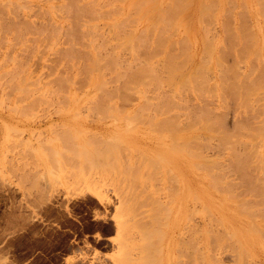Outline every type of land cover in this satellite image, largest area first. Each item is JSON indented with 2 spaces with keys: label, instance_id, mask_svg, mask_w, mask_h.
I'll return each mask as SVG.
<instances>
[{
  "label": "rangeland",
  "instance_id": "rangeland-1",
  "mask_svg": "<svg viewBox=\"0 0 264 264\" xmlns=\"http://www.w3.org/2000/svg\"><path fill=\"white\" fill-rule=\"evenodd\" d=\"M76 1L78 2V0H66V1L65 0H0V4H1V6H0V264H76V263L80 264L81 263L80 258L86 260L89 256V254L86 251H83L81 249L87 248V247L90 248L92 245L97 246L100 250H104L105 253L103 254L104 258H99V256L97 254H100L101 252L99 249L98 250L95 249L94 254L92 255V257L89 260V264H96V263H98V264H193V263L194 264H203L204 262H205V264H211V263L212 264H264V230H263L264 229V202H263L264 201V198H263L264 197L263 196L264 195V176H263L264 173H262V171L264 172V170L261 169V168H264V164L262 165L263 167L260 168L261 170L260 169L256 170V168L251 167V166H258V163H255V161H254V159L256 160L255 156L257 155L258 152H260L261 156H263L262 153H264L263 152L264 151L263 150V148H264V145H263L264 144V141H263L264 136L260 137L263 134L258 129L262 135L260 133H258V135H256V139L259 140L260 143L263 142L261 145V147H263L261 149V151H260L261 147L259 146L260 145L259 141H257L254 138L255 135L254 136H248V135H252L253 133L256 134L255 132H258V131H255V130H257L258 127H261V129H262V126H264V124L262 122L264 114L261 115V113L264 112V100L260 101L264 97V92H262V91H264V88L262 89L260 86H258L260 88L255 87L258 80H254L257 77V73L259 74L262 71L263 73H261V74L262 75L264 74V71H263L264 68L261 67V66H264V64H262V65L260 64V63H262V62H259L260 59L259 60L257 59L258 60V63H257L254 60L255 58L252 57L253 53H254L252 49L256 50L258 47V48H260L259 50L261 53L257 54V52H256L255 54L259 55L258 58L261 57L263 59V63H264V21L261 20V19L264 20V18H263L264 14L261 15V11H260V13H259V11H255V7L258 6V4H257L258 0H248L249 1V7L247 6L248 8H246L249 11V12L247 11L248 14L246 12V9L244 10L246 12L245 15H250V17H251V18L248 17V20H249V18L252 19V21L250 20L251 21L250 23L247 20H245L246 23L248 22V25L252 23V27H250V30L246 31L247 34L244 31L245 27L242 26L243 25V22H242L243 17L241 15H243L244 11L242 10L239 12L240 9L244 8L243 7L244 5H242L244 2H241L242 0L241 1L237 0V5L235 4L236 0H234V3H233V1L230 2V3H232L231 4L232 6L229 3L230 0H228V1L223 0L225 3L222 0H218V1H220L219 6L217 5L218 8H217V6H214V3L216 2V0H215V2L212 4L213 5L212 9L210 7L212 5H210L211 3L209 2L211 0H193L192 4L189 2V4H191V5H189V8L186 5L187 6L186 9L188 8L187 11L183 8L184 5L186 4V2L184 4V1H187V0H184V1L181 0V1H183L182 3L179 0L180 2L179 1L178 2L181 3L182 5L179 3L177 5V0H176V2H174L175 0H157V1H155L156 2L155 4L153 3L154 1L151 0L152 2L149 1L150 3L147 1L149 4H147V5L145 4L146 5L145 7L149 6L147 8H149V10H151V9H153V6H151V5L154 4L155 10L153 9V10L149 11L147 9L149 11V12L147 11L148 14L145 11V7L143 10H137V9H139V7L141 5H143L144 1H143V3L137 2L138 4H140L139 7H137L138 4L135 2L136 0H123V1H120V0H108V1L107 0H99L98 1V0H96L98 2L96 4L94 3L95 1L92 3L90 2V5L91 4L95 5L99 9L98 11L103 12L104 10L107 9L106 12L105 11L103 12V14L102 13L99 14L98 11L96 14V12L93 11L95 6L93 7V10L90 9V7H89L90 5L84 7L86 2L87 1L89 2V0H79L81 8H80V6H78L79 3L76 4L77 3ZM109 1H110V3H109ZM137 1H139V0H137ZM140 1L142 2V0H140ZM161 1H162V4H161ZM169 1H171L170 2L171 5L170 4H168V5H170V7L173 6L172 7L173 10H175V9L177 10V8H178V10H180L179 7L182 6L181 9L182 10L184 9L185 11L183 12L181 10L183 12V13H181V15H179V13H176L173 10L171 11L170 10L171 8L169 6H166V3H168ZM188 1H187V4H188ZM83 2H85V4ZM133 2L136 4L137 8L133 7V4H134ZM202 2L203 3L205 2L206 4L209 2L207 4L208 8H207V6L205 7V5L203 6ZM226 2L229 3V6H230L229 9L232 10V7H235V9H233V11H232V13L234 15L232 13L229 14L230 11L228 9V5L227 6L225 5ZM61 3H63V5ZM82 3L84 4L83 6L81 5ZM260 3L261 2H259V6L262 5V3H261V5H260ZM97 4H99V5H97ZM108 4H109V6H108ZM160 4L162 6H161V8L158 9V11L160 12L159 15L166 11V9L164 11H161L160 9H164L166 7H169V9L168 8L167 9L170 10L171 12H173V15H175L174 13L179 15V17L177 15H175L177 17V21H176V20H173L174 16L171 19L170 17L172 15L170 16L169 15L170 13L168 14L169 11H166L165 14H168V15H166L165 18L167 17V18H170L174 22L176 21L175 23L171 21L170 24L173 23L174 24L173 27H175V24H176L177 29H176V27H175V29L179 31L176 34V32L173 31V29L170 27L171 31H172V32L170 31L171 35L172 34H175V35H172V37L170 36L169 38L172 39L174 37L175 40H177V38L182 39V41H184L183 42L184 44L183 43L180 44L182 41H180V42L178 41L176 43V45L179 43L177 45V47L175 45L173 48V44H175V42H174L175 40L173 41L174 38L172 39V41L169 38H166V37H168L169 33H167L168 35L166 37H164V35H165L164 34L163 35L164 38H162V34H160L161 35L160 41H158L159 40V37H158L159 33L156 35L157 31L156 32L153 31L150 34L151 36L149 35L151 30L149 31L148 34L145 33L146 30L149 29L148 26L150 24L153 25L152 24L153 20L156 21L153 23H157V20H160L162 18V17H160L161 15L159 16L156 14V16L157 17L159 16L160 19H157L155 16V13H157L158 5L160 7ZM174 4L177 5V8H175ZM233 4H235L236 6H233ZM240 4L242 5V8H240L241 7ZM92 5H91V8H92ZM105 5H106V7H105ZM113 5L121 6L122 8L117 7V6L116 7L118 9L120 8L122 12H120V10H116L117 12L119 11V13H120L119 15L111 13V16L107 14L108 17L106 18L104 15H106V13H110V11L113 10L112 7H111L112 9L110 8V6H113ZM99 6H101L103 8H99ZM150 6H151V9H150ZM202 6H203V8L204 7L207 8V14H206L207 16H205L204 14H202L200 12V9L202 8ZM68 7L72 8V11L70 10L71 13L69 11H68L69 13L66 11V10H68ZM82 7L88 9V12L91 10L93 12V14L95 12V16L98 15V17H100V18H98L96 16L97 18L93 20L94 16L89 17L92 12H89V14H88L87 11L84 12V10H83L84 8L82 9ZM132 7L134 9H136L138 12L140 11L139 12L140 14H138L136 11H134V9ZM142 7H140V8H142ZM214 7H215V9H217L216 12L214 10ZM224 7L227 8L228 10H226ZM253 7H254V9H253ZM71 8H69V9H71ZM130 8L133 9V10L131 9L132 12H130V14L133 13L131 15L137 17V15L134 14V12H136L139 17H138V19L133 18L135 21L137 20L136 23H134L135 21H132L134 24H132V22L128 23L129 21L128 22L125 21L128 23V25H127V23L122 21L125 19L121 20V18L122 17L124 18L125 17L124 15L128 16V14H129L128 11ZM75 9H77V11L80 10V12H82V14H84V17L82 18L83 19L82 20L81 16H80L81 13L78 12V15L80 14L78 17L81 19V22H80V20L76 21L77 19H79L78 17H76L77 13H76V15L72 14L73 11H74L73 13H75V11H76ZM263 9H264V7H263ZM178 10H177V12H180ZM224 10L229 11V12H227L225 14V13H223V12H226ZM261 10H262V7H261ZM65 11L67 12L68 15L70 14V16H71L70 19L67 18L68 15L64 14V13H66ZM107 11H109V12H107ZM113 11L116 12L115 9ZM113 11H111V12H113ZM201 11H203V10H201ZM204 11H205V9H204ZM49 12L51 13V15L48 14ZM143 12H146L145 14H147V15H145L142 18V16L144 15ZM214 12H215V14H217L216 19L218 21H216V19H213L214 18L213 15H215V14H212V13H214ZM219 12H220V14L223 13L225 15H227V14L233 15L234 16L233 23H235V24L237 23V24L235 26H234V24L232 25L228 20L224 19L225 15H223V18H222V14L220 15ZM199 13L202 14V17H200ZM237 13H239L240 15ZM130 14H129V16H131ZM150 14H152V17L149 16ZM42 15H44V16H42ZM73 15H75V17L77 19L75 17H74L75 19H71V18H73L72 17ZM203 15H204V17H203ZM229 15H227V16L231 17ZM254 15L257 17H254ZM101 16H103V17H101ZM109 16H110V18H109ZM129 16H128V18H129ZM162 16H164V13ZM168 16H170V17H168ZM208 16H210V18H208L209 19L208 23L210 21H213V20H215L214 21L215 23L217 22L216 24L213 22L215 24V26L213 24L214 27L212 26V22H211V24L207 23L208 19H206V17H208ZM240 17H242V19ZM125 18H126V20H128L127 17H125ZM140 18H142V19H140ZM181 18H182V21H181ZM202 18L206 19V20H204V19L203 20L207 23L208 26H210V29L215 28L214 29L215 31L211 30V32L214 33L213 35L211 34L210 31H207V32H210L212 37L217 35L216 37H214V39H213L214 41L212 42L211 36L209 34H207V32L204 33V34H207L208 37H210V39L209 38H207V39L211 40L210 42H212V44L214 45L213 46L211 44L212 45L211 48L214 51L213 56L211 55V57H210V58H212L211 62H210V64H212V65H210L209 63L207 64V62L210 61V58L207 57V55L209 53L210 54L212 53L211 52L212 50L210 52H208V54L206 52V50L208 49V45L206 43L208 42V44H209V40L207 41L206 39L201 38V37H203L201 35H203V32H204V31L202 32L203 29H201V23H202V25L205 26V23H203V21H201ZM239 18L241 19V21L239 20ZM246 18H247V16L245 17V19ZM33 19H35V20H33ZM64 19H66L65 22H64ZM133 19H131V20H133ZM139 19L141 20L140 22H139ZM170 19H168V20H170ZM174 19H175V17H174ZM198 19H199V21H198ZM219 19L220 20L224 19L223 21L225 23H226V21H228L229 24L231 25V27L233 26V28H235V31L238 34L234 30L232 33L231 30L233 28L230 29L231 27L230 28L228 27V31L230 29L231 34H229L228 32H227L228 34L225 33L227 31V27H225V26H227L229 24L223 26L224 22H222V20L220 22ZM229 20L231 21L232 18ZM238 20H239V24H238ZM116 21L118 22V24L120 21H121V23L124 22L123 24L127 25L128 27H129V24H132L130 28H133L132 26L135 25L134 26L135 29H133L134 33H132L133 35L131 34L132 36H129L130 34H128L127 31L128 30L130 31L131 29H128L127 26H126V28L128 30H126V29L123 30L124 29L123 28L122 32L120 29H119L120 31L117 30L116 27L114 30H113V28L109 27L110 23L113 24V22H116ZM162 21H163V19H162ZM162 21H160V22L158 21L159 23L156 24L157 26H153V27H155L157 29L158 26H160L159 24L162 23ZM76 22H77V24H80L83 22L84 25L82 24L83 25L82 28H81V24H80L81 29H83V28L86 29L85 25H87V24H92V25L93 24H99V25L95 26V28L97 27L96 29L94 27L91 28L92 25H90V26L87 25L88 27H87L86 31L89 29V27L91 29L94 28L96 31H94V29H93L92 32L94 31L93 32L94 37L96 36L95 39H97V40L99 39L98 41L100 43L97 40H96L97 42L93 40L94 43L90 41V40H92L90 38L92 37L94 39V37L92 36L93 34H91L90 36L88 35L91 32V30H89L90 32L87 31L88 38L86 40L87 42L88 41L91 42V44H90L91 46L89 47V45H88L89 42L87 43L86 41H84L86 39L87 35L85 34L86 35L85 36L83 33H82L83 35L81 34L82 31L79 27L76 26L77 25ZM187 22H188V24H186ZM240 22H242V25L240 24ZM178 23L180 26L178 25ZM189 23H190V26L188 27ZM256 23H257V25H256ZM33 24H35V25H33ZM57 24L59 26H57ZM67 24H69L71 26V29H73V30H74V27L79 28V29L75 28V30H74L75 33L79 31L78 32L79 34L76 37H75L76 34L73 36L70 35V34H74L73 33L74 31L72 30L71 32H69L70 30L68 29V27H70V26ZM123 24H121V26ZM162 24H164L163 26H167V25L170 26L167 23L165 25L164 21ZM184 24H185L186 28L188 27L190 29L189 31L187 30L190 34L185 31L186 28H184L182 30ZM60 25H62V29H61ZM138 25H140V26H138ZM144 25H146V26L144 27ZM237 25H240L241 28L244 27V29L241 30L242 32L244 31V33L242 34V36H243L242 39L249 36L248 33H252L254 31L256 33H258V35H257L254 32V35L258 36V38H259L257 42L254 40V42L256 43L255 45H253L254 43L252 42V40L250 38L249 39L251 41L248 39L250 42H252L251 45L249 44L250 51L246 50V48H248V47L245 46V44H248V40L246 41L247 38H245L246 42L243 39L244 45H241V47L242 46L245 47L244 50L242 49L243 52L244 53L246 52L245 53L246 55L249 52L251 53V54H248L247 57L245 56L246 58L244 57V55L242 53H241V55H243V56L240 55V52H242V51L236 50V48L239 49V45H240V43H238L239 42L238 37L240 38L239 40L242 41L241 40V34H240L242 32L238 31L239 29H237ZM121 26H118V27L121 28ZM211 26H212V28H211ZM253 26H254V28H253ZM259 26L261 28H259ZM55 27H57V28L55 29ZM140 27H142V28H140ZM146 27H147V29L142 30V32L145 31L144 33L147 35L144 36V33H143V35L141 33V35L144 36L145 38H146V36L149 35V37L152 38V39L150 38L152 41L154 40V38L158 37V39H157L158 42L163 41L162 43H164V44L166 43V46L159 43L160 45L163 46V48L165 47L164 50L166 49L165 51H163L164 54H165V52L167 53L169 43H171L169 45L171 48H173L174 50L176 49L175 51H177L179 48L178 54H180L181 53L180 51H182L184 49L183 53L191 51V52H193V55L189 54V53L188 54L194 57L195 53L198 52L193 59L191 58L192 61L189 58L187 59V60H189V63L187 60L184 59L187 57V55H188L187 53H186L187 55L184 54L185 56L183 54L180 55L181 57L184 56L182 59H184L187 63L185 61L180 60L181 57L179 56L180 62L182 61L184 63L181 62L182 63L181 64L182 70L179 69L177 71L178 72L180 71L179 73H182V71H184L183 73H185V74H183V73L181 75L179 74V77H178V74L176 75V73H178V72L176 70L172 69L173 67L180 68V67H176L178 65L174 66L176 64L175 61L176 60H177V62L179 61L178 58L176 60H174L176 58V55H178V54H176L175 58H174L173 55H171L173 53H170V55L173 57L171 61L173 62V60H174V63H175L172 66L173 63L171 61H169V58L171 56H168L169 57L168 58L167 57L168 54L167 55H164L163 53L161 54V51H159V50L160 49L163 50L161 48L162 46H158V43L156 41H155V43H157L156 44L157 46H155L153 42H152V44L148 43L149 40L146 41L144 39L145 40L144 41L142 38L143 43L145 42L144 44H146V43L147 44L146 45L142 44L143 46H139L138 44L137 45L139 47H143V48H144V46H147L148 44L149 45L147 47H145L144 49L143 48H141L140 50L137 49V53H136L137 57L135 56L133 58H132V56H133V54H135V53H132V49L134 48L133 45H131L133 47L132 49H130L131 47H129V49L131 50V52H129L130 50L126 51V50H128V48H127L128 46L124 45L127 49L122 48V50H124V51H121V49L117 45V43H114L116 40H117L116 42L121 41L119 39L120 37H118L119 40L118 39L115 40V38H117V36L119 35L120 32H121V34H120L121 36L123 34V31H124V34L127 33V35H125L126 37L123 36L124 37L123 39H126V38H128L127 36H129V38H131V40H132L133 37H136L137 33H138L137 36L140 35L139 29H143V28L145 29ZM65 28H67V29H65ZM159 28L163 29L162 27H159ZM170 28H169V30H170ZM224 28L226 29L225 32H224ZM84 29H83V31H85ZM160 29L159 30L157 29V30H158V32L161 33ZM208 29H206V30H208ZM247 29H249V28L247 27ZM253 29H254V31H253ZM51 30H54V31H51ZM55 30H58V31H55ZM166 30H168L167 27H166ZM251 30H252V32H251ZM99 31L101 33L103 32L102 33L103 35H105L107 33L106 34L107 36L106 35L103 36ZM114 31L115 32L119 31V33L117 32L118 35L115 33L117 36L115 34L112 35ZM184 31L186 33H188V35H189V37L187 35L188 39L190 37H191L190 40L192 39L191 40L192 44H193L192 48H191V46H190V48L189 47L187 48V50H189V51H185V49L187 47L186 46L187 44L185 45V43L187 41V39H186L187 37L186 38L184 37V36H186ZM95 32H97L98 35H96L97 33H95ZM163 32L166 33L164 30H163ZM167 32H169V31H167ZM173 32H175V33H173ZM234 32L236 33V35H238L237 37L233 36L237 39L238 45H237V43H234L235 38H234L233 42L229 41V42H231L230 43L231 45L229 44V42L227 40V39H229V36L227 38V35H230V36L232 34L235 35ZM52 33H54L55 35ZM110 33H112V34H110ZM153 33H154V35H153ZM182 33H183V35H182ZM66 34L68 36H66ZM50 35L51 36L53 35V36L51 37ZM114 36H115V38H114ZM256 36H254V37L256 38ZM69 37L72 39V41ZM106 37L109 40L108 42H106L107 41ZM179 37H182V38H179ZM224 37L227 39L225 40ZM140 38H141V36H140ZM165 38L169 39V40H167L168 45H167V42L165 41ZM183 38H184V40H183ZM223 38H224V40H223ZM146 39H148V38H146ZM80 40H82L83 43L80 42ZM101 40H103V41H101ZM104 40H105V42H104ZM128 40H126V41H128ZM202 40L206 41V43L204 42L206 47H207L206 50L204 49L205 45H203L204 48L201 47L203 44ZM230 40H231V38H230ZM49 41H51L50 44H49ZM123 41H125V40H123ZM123 41L120 42L121 45L124 43L125 44L128 43V42L123 43ZM138 41H140V43H142L141 40L138 39ZM223 41L226 43H224ZM65 42L70 44V45L65 44ZM132 42H134V43H132V44H134V46L137 43V42L135 43V41H133V40H132ZM232 43H234L236 45H232ZM94 44L95 45L99 44V46L96 45V49H95V47L93 48ZM241 44H243V43H241ZM87 45H88V47H87ZM181 45H182V47L184 45V47L183 48L180 47ZM189 45L190 44L188 42V46ZM221 45L222 46L224 45L223 49H222ZM225 45L227 46L226 49H228V50L224 49ZM256 45H258V46H256ZM101 46H103L105 48H103ZM111 46L112 47L114 46L113 48L115 49V51L113 50V48ZM154 46L157 47V50L155 49ZM231 46L234 47L232 49L234 54L229 49V48H231ZM251 46L253 48H251ZM98 47L100 50L97 49ZM148 47H150L151 49ZM195 47H196V50L194 51ZM213 47H215V49ZM219 47L222 49V56L223 57L219 56V53H221V52H218ZM70 48H72V50H70ZM83 48H84V50H83ZM146 48H148V49H146ZM171 48H170V50H171ZM103 49H105V50H103ZM173 49L171 50L172 52L174 51ZM203 49L205 51H203ZM210 49H208V50H210ZM221 49L219 51H221ZM88 50L91 51V53H89ZM135 50H136V48H135ZM148 50H149V52H148ZM151 50H153V51H151ZM240 50H241V48H240ZM259 50H257V51L259 52ZM56 51H57V53H56ZM69 51L71 53H69ZM109 51H110V53H109ZM112 51H114L115 54H114V52L112 53ZM142 51H144L145 53ZM175 51H174V53H176ZM225 51H226V53H225ZM247 51H248V53H247ZM95 52H99L100 54H98V55H100V57L102 58L101 59L99 57L100 59L98 58L99 60H96V61H98V63H99V61L101 62L99 64L94 61L96 58ZM223 52L226 55L223 54ZM138 53H140V54H138ZM143 53H144V55H146V57H142V56H144ZM146 53L149 55L152 54V56L154 55V57L152 58L151 55L149 56ZM215 53H216V56L218 55L219 57H222L221 58L222 60L224 58V61H226L225 63L224 62L221 63L222 60L218 59L219 63H221L223 65V67L219 63L216 64ZM58 54H60V55H58ZM69 54H71V55H69ZM90 54L93 55L94 57L90 56ZM155 54L160 55V56L162 55V56L161 57L155 56ZM255 54H254V56L256 57ZM88 55H89V57H88ZM115 55L116 56L119 55L121 57V59H124V63H127L125 59H127L128 62L129 61L131 62V60L134 62L137 58H138L139 62H137V60H136V63L134 62L135 65L132 62V66H130L131 65L130 64L128 67L127 66L128 63H127V65H124L123 61L120 58L114 57ZM140 55H142V56H140ZM237 55L238 56L240 55L242 58H245L246 61L244 59L243 60L246 64L244 62H242V59L240 62L241 57H238ZM70 56H72L73 59L70 58ZM103 56L105 57V59L103 58ZM164 56H166L168 60L166 59V61H165ZM226 56H227V58H225ZM139 57L140 58L142 57V58L140 59ZM150 57L152 59H150ZM202 57L205 59L206 64H205L204 59ZM251 57H252L251 60L255 61L256 63L255 62L253 63L252 61H250ZM89 58L94 59V60L90 61ZM113 58H115V60L120 59L119 61L118 60H116V61H117L118 65L120 66V68H121V63H122V65L124 66V69L122 68L123 71L125 70V67H126V69L132 67L131 69L136 70L135 67L138 68V66H139V69H137V71L138 70L140 71V68L142 70V66H140V65L136 66V65L141 64V63L143 65L145 64V67H147V70H148L150 67V66H148V64L152 63L151 65L154 68L152 66L151 67L153 68V70L155 72L150 71V73L147 74V75L151 74L150 76L152 78H150V76H149L150 80L148 79V76L146 77V72L151 70L152 69L151 67H150L151 69H149L148 71L145 70L146 72L144 74H141V77L139 74L137 75V72L135 74V71H133L131 69H130L131 72H130V70L128 71V69H127V71L125 70L126 73H130V74L134 73L135 74V75L133 74L134 77L137 75L136 77H139L138 80L140 78L144 80L142 75L143 76L145 75L146 79L143 81L145 83L144 85L142 84L143 83L142 81H141L142 83H140V81H139L140 84L138 83L139 86H137V84L135 83L136 81H138V80H136L137 78H135V82H134V84H136L137 88H140V90L143 89L142 90L143 93H141L142 91L139 92L138 91L139 89L131 90L133 87L132 88L130 87L131 89L127 88L129 86L128 82H130L129 79H131V80L133 79L132 75L129 76L130 74L128 75V77H132V78L126 79L127 75H126V73H123V75H122V77L124 76L123 79H119V80L117 79L118 81L115 80L116 83L114 84V78L116 77V75H114V74L119 73V72H123V71L119 70V72L118 71L116 72V70H118L120 68L115 66L117 64H115V65L113 64V62H114ZM134 58H136V59H134ZM145 58L150 59L149 60L150 63H148L149 61L145 60ZM107 59L108 60L110 59L111 61L110 60L108 61ZM112 59H113V61H112ZM198 59H202L203 61L198 60ZM235 59H236V61H235ZM103 60H106L107 62L103 61ZM141 60H143V61L145 60V62L143 63V61H141ZM92 61H94V63H97L98 65L95 64L94 65L95 67H94L93 66L94 63H91ZM152 61L154 62V64ZM110 62H111L112 67L115 66L114 72L111 71L112 73L109 71V70H113V69H110V68H112L109 66ZM166 62H171V63H169V65L172 66V67L170 66L171 70H169V69L168 70L171 72L172 71L176 72L174 74V75H176L175 77H174V75H172V77H174L173 79L171 78V75H170L171 73L170 72L168 73L166 71L167 65H165V64H168ZM180 62H178L179 65H180ZM190 62H192V63H190ZM199 62H202V63L204 62L203 63L204 65L211 66L213 68V71H211V69H210V71L206 70V72H205L203 69L204 66L202 64L199 65L200 64ZM232 62H233V66H232ZM197 63H198V65H197ZM234 63H236L237 66L238 65L240 66L239 70L242 67L241 70L243 71V73H241V70L239 73H241L244 76L246 74H247V76L249 74H251L249 72H253L254 66H255L254 68H256L254 70V72L257 70H259V71L255 73L256 76L254 75V73H252L251 76H248L249 78L247 76H245L246 80L244 79V77L241 74H240V77L237 76L236 77L237 79H236V78H233V76H235V75H231L232 70H230L231 67L234 68V66H235ZM248 63L249 64L251 63L250 66ZM183 64L185 66H183ZM195 64L197 65L196 67H195ZM254 64L260 65V66L256 67V65H254ZM90 65H92L93 70H92V67H90ZM104 65L109 66V68L106 66V68L109 70H107V69H105L106 71L103 70L105 68ZM154 65H156L157 67ZM97 66L100 67V68L98 67V69L102 68V70L100 72H99V70H97ZM159 66H160V68H159ZM199 66H202L203 68L199 67ZM251 66H253V67H251ZM83 67H84V71L82 70ZM161 67H162V69H161ZM194 67H195V69H197V67H198V70L202 69V71L200 70L201 72L204 71L205 73H207V75L209 76V79H210V82H208L209 85L207 84V82L202 81V79H204L206 81L209 80V79L207 80V78H205V76H207V75L205 74V76H203L204 78H202V75L200 76V74H202V73H199L198 70H193ZM206 67L207 66H205V68ZM249 67L252 68V71H251V68H249ZM259 67H261L263 70ZM78 68L81 70L79 71ZM144 69H146V68H144V66H143V70ZM160 69L162 72L160 71ZM226 69L229 70L228 71L229 73H227ZM89 70H90V72H89ZM156 70H157V72H156ZM192 70L194 73H195V71H196V73L197 72L199 73V76L202 79L201 78L197 79V81L199 80V84L204 82L203 84H200V85L198 84L199 86L195 85V83H197L195 78H197L198 75H195V77H193L194 76L193 72L190 73ZM239 70H237V72ZM247 70H249V71H247ZM132 71H133V73H132ZM71 72H72V74H71ZM163 72H165L164 75H163ZM235 72H236V70H235ZM78 73H79V75H78ZM152 73L153 74L156 73V75H154L155 77L152 76L153 75ZM166 73H167V76H166ZM239 73L237 75H239ZM228 74H229V76H228ZM161 75L164 76L163 79H162ZM168 75L170 77L169 79H168ZM184 75L185 76L187 75L186 77H188V80L191 77L195 79L194 84L192 83L193 82L192 80H194V79H190L189 81L187 80L188 83L192 81L191 83L193 84L192 86H194V87L187 89L191 85V84H189V86L184 87V89L180 88V87H183L182 85L185 82L184 81L185 79H183L185 77ZM259 75H258V77H259ZM64 76H65V78H64ZM71 76H73V77H71ZM93 76H94V78H93ZM99 76H101V77H99ZM98 77L101 78L100 81L103 82V83L100 82L102 84V86H101V84L100 85H98V83L96 84V82H98L97 79L99 80ZM180 77H182V78L179 79ZM231 77H232V79H231ZM252 77H254L253 80L255 82L257 81L256 84L254 81H252V79H251ZM261 77L262 76H260V78ZM119 78H121V75H119ZM240 78H242V81H243V79L245 81V82L243 81V83H242L243 87L241 84H239V83H241ZM247 78H248V80L251 79L250 81H252V84L250 83V81H247ZM260 78H258V79L261 82H262V80L264 81V79H262V78H264V75L261 79ZM36 79H38V80L36 81ZM68 79H70V81ZM104 79H106V81L108 80V82H110L111 84L110 83L106 84V81H104ZM154 79H155V81H154ZM170 79L174 80V83H176V86H173V85H175V84H173V82L171 84ZM235 79L238 80L237 82L240 81L238 84L241 85L242 88H244L245 84H247V87L244 88V89H247V91L250 90L248 82L251 84L250 85L251 87L253 86L254 88H257L258 90H261V91H259L260 93L258 92V94H261V93H263V94H261V95L257 94L256 95L257 91H255V90H257V89L251 88V89H253L252 91L255 94H253L254 95L253 97H251V98L249 97L248 100H250V102H248V100H247V103H249L250 106L251 105L254 106L255 109H256V106H260L259 109L257 108L259 110L258 112H260V113H258V114H260V116L256 113L257 109L253 114L254 110L252 111V106L250 107L251 109L248 107L245 108V110H247V109L250 110L252 112V115H251V112L249 113L248 110L246 111V113L248 112V115H246V116L244 115V114H246V113H244V110H243L244 106L241 107V109H240V107H239L240 103L238 104L239 101L236 102V99L241 100L243 98L242 94L245 97V94H247L246 93L247 91L242 92V93L239 92V89H240V91H243V89L237 88L238 85L235 84L236 83ZM65 80H66V82L67 81H69V82H67V84H65ZM124 80H126V81H124ZM161 80H165L164 82H166V81H168V82H166L164 84V82L162 81L163 82V84H162V82H160ZM175 81H177V82H175ZM182 81H184V82L182 83ZM232 81L234 82L233 86L234 87L236 86L235 87L236 89H234V90L236 91L238 89L237 91L240 93L241 96L240 95L239 96L241 98L237 97L238 96L237 94H239L238 92H235L234 90H233L234 92H232L231 90L229 91L230 86L233 87L231 84ZM246 81H247V83H246ZM54 82H56V83L53 84ZM60 82H61V85H60ZM125 82H127V84H128V85L126 84L127 87H125V85H123ZM151 82H153L154 84ZM155 82H157V84ZM228 82H230L229 87H228ZM261 82H259V83L261 84ZM104 83L106 84L105 85V88H106L105 91L106 92L104 91V93H103L102 91H97V88L99 90L100 89L102 90L101 87H103ZM213 83H215V85ZM259 83L257 85H259ZM117 84H120V85L117 86ZM159 84L162 86L161 89H159L160 88V86H158ZM166 84H171V85L170 86L168 85V87H167ZM186 84L187 83H184L185 86H187ZM262 84H264V83H262ZM146 85L148 88L146 87ZM155 85L158 86V89H156L157 87ZM179 85H181V86H179ZM201 85H202V88H201ZM132 86H134V85H132ZM177 86H179V88H180L179 90L181 92L178 91ZM213 86L214 87L216 86L215 89L213 88ZM39 87H41V88L39 89ZM108 88H109V90H108ZM125 88H127L130 91L126 92L127 90ZM117 89L120 92L121 91L123 92L125 90V94H124V92L123 93L121 92L120 93L121 96H119V93H118L119 91ZM144 89L148 90V92L145 91ZM213 89L216 91L212 92ZM114 90H117L118 92L117 91L115 92ZM154 90H155V92H154ZM176 90L178 91V94H176V92H177ZM186 90H188V91H186ZM51 91L55 92V93L53 92L54 95L51 94L52 93ZM134 91L136 92L135 94H134ZM157 91L159 93H157ZM227 91H229V92H227ZM172 92L173 93L175 92V93L173 94ZM42 93H43V95H42ZM99 93H101V94H99ZM117 93H118L119 97L116 96ZM154 93H156V94H154ZM167 93L169 95L173 94L174 96H169ZM205 93H207V94H205ZM231 93H235L236 95H234V94L230 95ZM98 94H99V97H98ZM105 94H106V96H105L106 98L103 97V95H105ZM158 94H163L164 96H159ZM122 95H126V97L122 96ZM165 95H168L170 98L166 97ZM250 95L252 96L251 93H250ZM38 96L39 97L42 96L45 99H41L42 97L39 98ZM64 96L67 98H65ZM184 96H185V98H184ZM63 97L66 100H68L69 103H68V101L66 102V100ZM143 97L144 98L145 97L146 98L151 97L150 98L151 100L150 99L146 100V98H145V100H146L145 101L143 99ZM165 97L168 98V101H167V99L165 100ZM234 97H235V99H234ZM108 98L112 99L113 103L111 100L109 101ZM238 98H240V99H238ZM257 98H259V102H258ZM63 99L65 100V102L67 104L64 102ZM130 99H131V102H130ZM169 99L174 101L173 105H172V103H170L171 100H169ZM245 99L243 98V100H245ZM51 100H53V101H51ZM106 100H108V102ZM211 100H214V102ZM243 100H241V101H243ZM255 100L257 101L256 103L258 105L254 102ZM163 101H165L166 103L165 102L162 103ZM175 101H176V104H175ZM177 101H180L182 104L184 102V105L187 107L189 105H192V106L188 107L189 112H187V110H186V109H188L187 107H184L182 104H180V102H179V104L181 106H179L177 104ZM188 101H189V103H188ZM251 101H253L254 103ZM145 102H148V103H145ZM245 102L246 101H244V103ZM106 103L108 105H106ZM109 103H111V104L109 105ZM142 103L143 104L145 103V104L143 105ZM149 103H150V108L146 107V106H149ZM153 103L154 104L158 103V104L157 105L155 104L156 106L155 105L151 106V104H153ZM196 103H198L197 106H196ZM207 103H208V105H207ZM250 103H252V104H250ZM164 104H166V105L168 104L171 108L169 106H166V105L164 107ZM199 104H201V105L199 106ZM174 105L176 108L174 107ZM157 106L161 107V108H158ZM193 106H194V108H193ZM201 106H202V108H201ZM246 106H247V104H246ZM162 107H164V108H162ZM167 107H169L170 109H167ZM178 107H179V109H182L183 111L177 110ZM183 107L185 108L186 111L183 109ZM207 107L208 108L210 107L209 109H212V108H214V109H212L213 111H211ZM261 107L263 108L262 110L260 109ZM152 108H155V109H152ZM156 109H157V111H156ZM162 109H163V111H162ZM174 109H176L175 110L176 112H174V114H173ZM197 109H200L201 111L197 110ZM203 109H205V110H203ZM206 109H208L210 111V112H207V114L205 113L206 115H208V113H211V112L213 113V114L212 113L211 114L214 115V116H212L209 114L210 116H212V118H210L211 120H216V118L213 119V117H216V115L218 116L217 119L219 117L221 118L220 120H221V123L224 125V127H223V125H221L220 123L215 121L218 123V124L216 123L217 125L215 124V127H217V129L221 125V128H219V129H221L219 131L220 135H219V133L218 134L216 133L218 131L217 129H216L217 131L216 130L214 131V129H213L214 126L211 129V130H213V132L206 130L209 128L208 126H207V128L205 127V129H203L204 128L203 126H205L206 124L207 125L209 124V122L208 123L205 122V118L206 119L209 118L208 117L209 115L207 117L206 116L203 117L204 112L208 111ZM151 110H154V112H155L154 116H152L153 111L151 112ZM168 110H169V112H170V110H172V111L170 113H168ZM193 110H195V112ZM202 110H203V114L200 118L203 117V120L199 119V116H198L199 113L200 114L202 113ZM165 111H166V115H165V113H163ZM184 111H185V113H184ZM240 111L241 112L243 111V113H242L243 115L240 113ZM146 112L148 113V115H146L147 114ZM157 112L158 113L160 112V114H158ZM161 112H162V114H161ZM214 112L216 113V115ZM182 113H184L186 116H182V115H184ZM190 113H192V114H190ZM255 113L257 114L256 115L257 117L255 116ZM235 114H238V115H235ZM190 115H192V117L195 120L191 119L192 117ZM141 116L143 119H141ZM172 116H174V117H172ZM239 116L242 117V120L245 117H246L245 120H247V117H249V119H248L249 121L248 120L245 121V122H247V125H245V122H244V125L247 128L246 130L251 128L250 129L251 134L247 133V132H249V130H248L246 132L248 135L246 134V137L244 136L245 138L243 137V135H245L246 130L238 129V127L240 125H243L242 124L243 122L239 124V122L242 121V120H240L241 117H239ZM125 117H127L129 120ZM177 117L179 118V121L177 120ZM185 117H187V119ZM167 118L169 120L171 119V121H174L175 123L177 121H178V123H180V120L182 123L183 122L184 123L174 125L175 123L172 122L169 124V122H171V121H169ZM172 118H173V120H172ZM174 118L176 121L174 120ZM222 118H224V119H222ZM256 118H258V120ZM184 119H186V120H184ZM198 119H199V121L197 123L196 120H198ZM251 119H252V121H251ZM166 120H168L169 122ZM190 121L192 123H190ZM193 121L195 123H197V126H199V128H201L200 124L203 123L204 124L202 126L203 130L202 129L201 130L198 129L197 131L194 130V129H197L198 127H196V125L194 126L195 123ZM208 121H209V119H208ZM259 121L261 122L260 124H263L262 126L261 125L258 126ZM141 122H142V124H141ZM215 122H213V123H215ZM248 122H250V123H248ZM186 123H188V124H186ZM251 123H253L252 125H254V127H256V126H258V127H256V129L254 128L255 130H252L253 126L252 125L249 126V124H251ZM136 124L138 127L136 126ZM189 124L193 125L194 127L191 125H190L191 126L190 127ZM173 125L175 127H173ZM178 125H179V127H178ZM184 125H185V127H184ZM180 126H181V130L183 127L185 132L184 131L181 132V130H180L181 133L179 132V130L176 127L180 128ZM166 127L168 128V130H166L167 129ZM188 127H190L189 128L190 130L188 129ZM174 128H176V129L174 130ZM236 128L239 131H242L241 132V133H243L242 136L240 135L241 134L240 132H237L238 130L236 131ZM240 128H244V127L241 126ZM186 129H188L189 131H186ZM163 130H165V132ZM176 130L179 133L178 132L176 133L175 132ZM223 130H225V132L230 131L229 133H231L232 131L235 130L233 133H231V136L233 135V137H231L229 135V133H227V132L226 133L229 135L231 140L233 138L232 142L236 141L237 145L234 143H232V144H233V146L235 145L233 148H236L240 151V152H238L235 150V152H237L238 154L241 152L246 154L248 151H249L248 153H250V150H248V151L246 150V149H248L247 145H251L248 142L249 141L252 142V145H253V142H255V141L257 142L255 144L257 146H259L260 148L259 147H258V149L256 148L257 150H255L256 151L255 156L253 155V153L251 151L252 154H249V155L247 154L246 156H248V157H246V156L244 157V158H247L246 160H244V158H243V160L246 162L242 161L246 165V164H248L247 160L250 157L252 158L254 156L253 157L254 159L253 158L252 159L256 165H254V163H253V165L249 164L251 166H248V165H246V166L254 168L255 171H254V169H251V168H249V169L252 171H250V170L249 171L248 170L243 171L244 168L242 170V168L240 169V167L238 166V165H240V166L242 165L241 167H243L244 164L243 163L240 164V161H241V155L243 157L244 154H239L240 155L239 156L236 153L235 157L238 155L240 158L236 157V159L235 158L232 159L234 155L231 156V152L233 151V154H234L235 153L234 149L229 151V149H225V147H226V145H224L225 143L224 142L221 143V138H222L221 131H223ZM263 130H264V128H263ZM263 130H261V131H263ZM160 131H163L164 133L163 132L160 133ZM198 132H201L200 136H197ZM211 132L213 133V135L216 138L214 136H212L213 140L210 139V141H209L208 138H210V136L212 135ZM192 133L194 135H192ZM208 133L211 134V135L209 134V137L207 136ZM235 133L236 134L238 133V134L236 135ZM164 134H166V135H164ZM177 134L178 135L180 134V135L177 136ZM204 134L206 135V137L204 136ZM170 135L172 136V139L174 138L177 141L174 142L173 141L174 139L172 140ZM195 135H196V137H195ZM201 135H202V137H201ZM167 136H170V138ZM184 136H185V138L188 136L187 140H191V138L195 137V138H193V139H196V140H194L195 143L197 142V144L200 145V147H202V146L203 147L200 149V147H198V145L195 144L194 141H193L194 144L189 145L190 142L192 143L193 139L187 143V141L184 139ZM220 136H221V138L219 140H216ZM247 136L251 137L252 139L254 138V139L253 140H250L251 138L246 139ZM197 137H199V138L201 137V139L197 140ZM223 137H225L226 140L229 139V138L227 139V137L224 135H223ZM237 137H239V138H237ZM225 138L224 139L222 138V140L226 141ZM259 138H261L262 142ZM236 139H239V143L237 142L238 140H236ZM203 140H208L210 142L209 143L210 146H211V143H213L212 144L213 146L211 148H209L210 146H207V145H209L208 141L204 142ZM245 140H247L246 142L248 144H246V142H244ZM199 141L204 142L205 144L200 143ZM178 143L180 145H178ZM230 143L231 142H229V144ZM221 144L224 146L222 147ZM227 144H228V142H227ZM232 144H230V145L232 146ZM255 144L253 146L256 147ZM171 145H174V146L172 147ZM181 145H183V146H181ZM193 145H195V146H193ZM204 145L207 146L206 149H203V148H205ZM219 145H221V146L219 147ZM244 145H245V147H244ZM185 146H187L186 149H188V148L190 149V152H192V150H193V152L196 151V152H199V154L201 153L199 156V159H197L198 155H199L197 153L198 155H197V157H194V160L196 159V161H197V160H200V158H201L202 162H203V158L201 156H204V158H206L205 161L207 160L208 162L206 161V162H203V164L201 163L202 167H208L209 169L208 168H204V169H208V170H204V169L202 170V168L199 169V167L201 166V165L199 166V164H200L199 161L197 162L198 167H197L196 163H195V165L193 163H191V162H193V161H191L192 158L188 154L189 151L184 150ZM227 146L229 147V145H227ZM178 147H179V149H178ZM228 147H226V148H228ZM243 147L245 148V150L243 149ZM250 148L252 149L254 147L250 146ZM181 149L183 150V152L186 153V154H184L185 156L187 154L189 155V156H187V159H186V157H183L184 155H183V152ZM222 149H224L226 151V153ZM231 149H232V147H231ZM242 149L246 152H243ZM228 151L230 152V154ZM255 151H253V152L255 153ZM195 153H193V154H195ZM205 155H207V156H205ZM192 156H194V155H192ZM261 156H260V158H261ZM251 158L248 160V162L251 160ZM257 158H258V155H257ZM210 159L212 162L209 161ZM212 159L221 161L220 163H222V165L224 167L219 166L221 164H218L217 166L222 167L223 170L218 171L219 167L217 169L215 168L216 162H215V160H212ZM237 159H240V161H238L239 163L236 161L237 163H235L236 164L235 165L234 162ZM262 159H264V157H262ZM262 159H260V161H263ZM258 160H259V158H258ZM258 160H256V162ZM149 161H151V162H149ZM196 161H194V162H196ZM232 161H233V165H235L234 167H232L231 164H229ZM152 162H154L155 164ZM148 163H151V164H148ZM207 163H210V165H206ZM212 163H214V164H212ZM217 163H219V162H217ZM115 164L117 166H115ZM152 165H156V166H152ZM157 165L159 168L157 167ZM203 165H206V166H203ZM259 165L261 166V164H259ZM134 166H137L138 168L135 167V169H134ZM192 166H196L198 169L195 167H192ZM210 166H214L215 169L213 168V171H212V169L210 171ZM233 168L234 169L236 168L238 170L235 169L236 170L235 171ZM104 169H105V171H104ZM152 169L153 170L156 169V170H154L155 172H153ZM166 169H167V171H166ZM157 170H159V171H157ZM224 170L227 172H225ZM245 170H246V167H245ZM206 171H208V173ZM152 172L155 174H153ZM169 172L173 173V175L170 174ZM212 172H215L214 173L215 177L212 174ZM257 172H259V174ZM252 173H253V175H252ZM228 174H229L230 178L228 177ZM256 174L258 175V176H256L257 178L255 177ZM137 175H138V177H137ZM218 175H219L220 179H222V181L220 179H219L220 181H218V179H216V176H218ZM220 175L224 178H222ZM173 176H176V177H173ZM232 178H235V179L232 180ZM153 179H154V181H153ZM229 179H230V181H229ZM260 179H261V181H260ZM132 180H134V181H132ZM240 180H242V181H240ZM257 180H259L260 183L257 182ZM237 181H239L241 184L238 183ZM132 182H133V184H132ZM232 183H233V186H232ZM135 184H137V186H139V188L137 187V191H135V188H136ZM237 185H239V186H237ZM174 186H176V187H174ZM213 186L217 187L218 189L214 188ZM225 186H228V187H225ZM223 187L226 189L224 190ZM123 188H124V190H123ZM252 188L254 189V191ZM129 189H131L130 193H129ZM155 189H156V192H153ZM145 190H147V191H145ZM218 190H219V192H218ZM229 190L232 193H234V192L235 193L232 195V193ZM250 190H251V192L252 191L253 192L250 193ZM139 191H141V193ZM247 191H249V192H247ZM120 192H123V193H120ZM245 192H247V195ZM127 193H129V195ZM228 193H231V194H228ZM150 194H152V195H150ZM123 195L126 199L130 198V200L125 201V198H124V201H122ZM131 195H133V196H131ZM226 195H228V196H226ZM234 195L236 196L235 198L237 200H235ZM245 195H246V197H244ZM130 196L133 198L131 199ZM135 196H138V197H136L137 200H135L136 199ZM146 196L147 197L149 196V197L146 198ZM229 197H233V198H229ZM238 197H240V198L238 199ZM147 199L150 203H148ZM192 199L193 200L195 199V200L193 201ZM133 200H135V201H133ZM140 200H141V203L140 202L135 203L136 201H140ZM241 200L246 201V202H244V205H243V202ZM151 201H153V202L151 203ZM131 202L135 205L137 204L138 207L141 205L140 208H138L139 210H137V208H134L135 205L130 204ZM143 202H145L144 204L147 205V207L144 204H142ZM124 204H126V205H124ZM254 205H256V206H254ZM125 206L128 209L130 207V209L129 210L127 209L128 210L127 211ZM132 206H134V207H132ZM204 206L206 209L204 208ZM245 206L248 208H246ZM262 206H263V208H262ZM245 208H246V210H245ZM132 209H134V210L132 211ZM241 209L243 212L241 211ZM247 209H249V210H247ZM244 210L247 211L246 213H249V214L244 213ZM259 210H261V211H259ZM143 211H144V213H143ZM191 211H193L194 214H192ZM209 212H211L213 215L211 214L209 216V214H210ZM138 213H140V214H138ZM213 216H215V217H213ZM122 221H124V222H122ZM217 221H219V222H217ZM117 223H119V224H117ZM136 223H138V224H136ZM140 224H142V225H140ZM134 225H135V227H134ZM136 225H138L139 228L136 227ZM144 225H146V226H144ZM126 226L128 227V229L125 230V228H127ZM140 226L141 227L144 226V227L141 229ZM145 227H146V230H144ZM141 230L143 232H140ZM146 231L150 235L148 233H146ZM224 231H226V232H224ZM224 233H226L228 235V236L225 235L228 238L224 237V235H223ZM91 234H95L97 237H99L100 235H106V234L107 235L108 234H114V235L112 237L107 238V239L95 241L94 237ZM148 235H149V237H148ZM217 237H218V239H217ZM144 238H146V239H144ZM215 238H216V240H215ZM233 241L235 243H233ZM224 243H226V244H224ZM143 244L146 245V246L144 245L146 247V249L144 248ZM116 245H118L117 250H116ZM192 245L193 246L195 245V247H193ZM76 253H80L79 259H78V257H75ZM145 253H146L147 257L144 256ZM65 255H67V257L63 258V256H65ZM200 258H202L203 260H201ZM252 258H254V259H252ZM199 262H201V263H199Z\"/></svg>",
  "mask_w": 264,
  "mask_h": 264
},
{
  "label": "bare ground",
  "instance_id": "bare-ground-1",
  "mask_svg": "<svg viewBox=\"0 0 264 264\" xmlns=\"http://www.w3.org/2000/svg\"><path fill=\"white\" fill-rule=\"evenodd\" d=\"M65 1H66V0H65ZM94 1H95V2H94ZM98 1H99V0H98ZM107 1H108V0H107ZM120 1H123V0H120ZM143 1H144V3H143ZM147 1H148V2H149V1H150V2L154 1L153 3L155 4V3H156L155 1H157V0H152V1H151V0H142V2H141L140 0H139V1L136 0V1H135L136 3H137V2H138V3H143V5H144V6H143V5L140 6V4L137 3V4H138L137 7H139V6L142 7V6H143L142 8L139 7V9H137V10H143L144 7H145L147 4L150 3V2L148 3ZM178 1H179V0H177V5H178V3H179L181 0H180L179 2H178ZM183 1H184V0H183ZM183 1H181V3H182ZM187 1H188V0H187ZM187 1H184V4H185V2H186V4H185L184 7H183L186 11L188 10L189 5H191V4L193 3V0H191V1L189 0V1H188V4H187ZM212 1H213V0L209 1V2L211 3L210 5H212V4L215 2V0H214L213 2H212ZM222 1H223V0H222ZM227 1H228V0H227ZM232 1H233V3H234V0H230L229 3L232 2ZM240 1H241V0H240ZM258 1H259V0H258ZM258 1H257L258 6L255 7V11H259V13H260V11H261V15H263V14H264V11H263V10H264V9H263V7H264V3H263L264 0H260V1H259V2L262 3V5H261V3H260L261 6H259V2H258ZM262 1H263V2H262ZM76 2H77V1H76ZM90 2H91V3L94 2L95 4L98 3L96 0H93V1H92V0H89V2L87 1L86 4H85V2H83V3L85 4L84 7L89 6V5H90ZM131 2H132V1H131ZM170 2H171V1H169L168 3H166V6H169V7H170V5H171ZM174 2H176V0H175ZM174 2H173V3H174ZM189 2H190L191 4H189ZM209 2H208V3H209ZM219 2H220V1L216 0V2L214 3V6H217V5L219 6V4H220ZM223 2H224V1H223ZM241 2H244L243 4L241 3L242 5H244V6H243L244 8H242V5L240 4V5H241L240 8H242V9H240L239 12L242 11V10L244 11L246 8L249 7V1H248V0H246V1H245V0H242ZM245 2H246V3H245ZM78 3H79V0H78V2H77L76 4H78ZM83 3L81 4L82 6L84 5ZM87 3H88V4H87ZM109 3H110V1H109ZM133 3H134V2H133ZM133 3H132V4H133ZM181 3H179V4H181ZM208 3H207V4H208ZM217 3H218V4H217ZM224 3H225V2H224ZM227 3H228V2H226L225 5H226V6L228 5V9H229L230 6H229V3H228V4H227ZM61 4L63 5V3H61ZM72 4H73V3H72ZM112 4H113V3H112ZM116 4H117V3H116ZM145 4H146V5H145ZM154 4L151 5V6H153V9H154V6H155ZM161 4H162V1H161ZM161 4H160V7H159V5H158L157 13H155V16H156V14L159 15L160 12L158 11V9L161 8V6H162ZM168 4H170V5H168ZM202 4H203V6L205 5V7L207 6V8H208V5H207L205 2H204V3L202 2ZM202 4H201V5H202ZM215 4H216V5H215ZM231 4H232V3H230V5H231ZM235 4L237 5V0H236V3H235ZM235 4H233V6H236ZM250 4H251V3H250ZM91 5H92V4H91ZM91 5H90L89 7H90V9L93 10V7H94L95 5H92V8H91ZM97 5H99V4H97ZM177 5L174 4L175 8H177ZM181 5H182V4H181ZM181 5H180V6H181ZM186 5L188 6L187 9H186V7H187ZM210 5H209V6H210ZM222 5H223V4H222ZM251 5H252V4H251ZM0 6H1V4H0ZM78 6H80V3L78 4ZM108 6H109V4H108ZM114 6H115V5L110 6V8L112 7L113 10H114V9H115V11H116V10H120V12H122L121 9H120V8H122L121 6L116 5L117 7H120L119 9H118L116 6H115V7H114ZM131 6H132V5H131ZM151 6H150V9H151ZM203 6H202V8L200 9V12H201L202 14H204L205 16H207V15H206V14H207V8H205V7L203 8ZM218 6H217V8H218ZM226 6H225V7H226ZM231 6H232V5H231ZM247 6H248V7H247ZM84 7H82V9H83ZM105 7H106V5H105ZM133 7H136V4H135V3L133 4ZM133 7H132V8H133ZM137 7H136V8H137ZM147 7H149V6H147ZM147 7H145V11H146V12L149 10V8H147ZM169 7H166V8H164V9H160V10H161V11H164V10L166 9V11H169L168 14L170 13L169 15H170V16L172 15V16H171V17L168 16V17H170V18L172 19V17L174 16L175 19H174V17H173V20H176V21H177V17H176L175 15H177V16L179 17V15H181V13H183V12L185 11L184 9H183V10L181 9L182 6H181V7L178 6L180 10H178V8H177V10L180 11V12H177L176 9H175V10L172 9V7H173V6H172V7H170V8H171L170 10H171V11L173 10V11H175L176 13H179V15L176 14V13H174L175 15H173V12H171L170 10H168ZM210 7H211V9H212L213 5L210 6ZM225 7H224V8H225ZM261 7H262V10H261ZM63 8H64V7H63ZM69 8H71V7H68V10H66L67 12H68V11L70 12V10L72 11V8H71V9H69ZM80 8H81V6H80ZM87 8H88V7H87ZM96 8H97V7L95 6V8H94L93 11H95L96 14H97V11H98L99 9H98V8L96 9ZM99 8H103V7L99 6ZM110 8H109V9H110ZM112 8H111V9H112ZM132 8L129 9V11H128L129 14H130V12H132V10L134 9V8H133V9H132ZM155 8H156V7H155ZM167 8H168V9H167ZM194 8H195V7H194ZM50 9H51V8H50ZM85 9H86V8L83 9L84 12H86V11L88 12V9H86V10H85ZM90 9H89V10H90ZM95 9H96V10H95ZM131 9H132V10H131ZM147 9H148V10H147ZM153 9H151V10H153ZM204 9H205V11H204ZM225 9L228 10L227 8H225ZM233 9H235V7H232V10L229 9V11H230L229 14L232 13ZM253 9H254V7H253ZM73 10H74V9H73ZM75 10L77 11V9H75ZM106 10H107V9H106ZM106 10H104V11L106 12ZM113 10H111V11H113ZM130 10H131V11H130ZM137 10L134 9V11H136L138 14H140V13H139L140 11L138 12ZM151 10H149V11H151ZM154 10H155V9H154ZM181 10H182L183 12H182ZM201 10H203V11H201ZM214 10H215V12H216L217 9H215V7H214ZM226 10H224V11H226ZM66 11H65V12H66ZM76 11H75V13H73V12H74V11H73L72 14H75V15H76V13H77L76 17H78V16L80 15V14L78 15V12H79V13H81L80 16H81V19H82V18L84 17V14H82V12H80V10L77 11V12H76ZM102 11H103V10H102ZM104 11H103V12H104ZM109 11H110V10H109ZM109 11H107V12H109ZM111 11H110V13H106V15H104V16L107 18V17H108L107 14L110 15V16H111V13H112V14H113V13H114V14H118V15L120 14L119 11H118V12H117V11H116V12H114V11L111 12ZM149 11H148V12H149ZM166 11L163 12V13H164V16H162L163 13L160 14L161 16L159 15L160 17H162L161 19H160L159 16H158L159 18L156 16L157 19H160V20H157V23H159V22L162 21V19H163V21L165 22V25H166V23H167V24H169L170 26H168V25H167V26H163L164 24H162V23H163V21H162V23L159 24L160 26H158V28H157L158 30L160 29L159 27H162V28H163V29H160V31H161V33H160V32H158V30H157L155 27H153V26H157V25H156L157 23H153V22H156V21L153 20V22H152L153 25L150 24V25L148 26L149 29H147V27H146L145 29H144V28H143V29H139V30L141 31V32L139 31V34H140V35L137 36V35H138V33H137V34H136V37H133L132 40L135 41V43L137 42V43L135 44L136 47L134 46V44H132V43H134V42H132L131 38H129V36H132V35H133L132 33H134V30H133V29H135V27H134L135 25L132 26L133 28H130V27H131L132 24L136 23L137 20L135 21L134 19H138V17H139L138 14H137L136 12H134V14H136L137 17L131 15V14H133V13H131V14H130L131 16H129V14H128L129 18H128L127 15H124L125 17H127L128 20H126L125 17H124V18H123V17L121 18V20H122V19H125V20H122V21H124V22H125V21H127V22L129 21L128 23H130V22H132V21H135L134 23L132 22V24H129V27L127 26V25H128L127 22H125V23H127V25H124V24H123L124 22L121 23V21L119 22V24H118L117 21H116V22H113V24L110 23V26H109V27L113 28V30L115 29V27H116L117 30L120 29L121 32H122V29H123V28H124L123 30H125V29H126V30H128V29H131V30H132V31H131V30H130V31H129V30L127 31V33L130 34V35L127 36L128 38H126V39H123L124 37H126L125 35H127L126 32H125L126 34H124V31H123L122 36L120 35L121 32L119 33L120 30H119V31H116V32L114 31L113 34L110 33V34L114 35L115 33L117 34V32H118V33H119V35L117 34L118 36L115 34V35L117 36V38H115V36H114L115 40L118 39V37H120L119 39H120L121 41L125 40V41H123V43H124V42H128V43H126V44L124 43V44L121 45V44H120L121 41H120V42H116L117 40H116V41L114 40V41H115L114 43H117V45L120 47L121 51H124V50H122V48H123V49H124V48H125V49L128 48V50H126V51H129L130 49H132V48L134 47V48L132 49V53H135V54H133L132 58L135 57V56L137 55V54H136V53H137V49L140 50L141 48H143V47H139V46H143V45H146V44H147V43L144 44L145 42L143 43L142 38H143V40L145 39L146 41L149 40L148 43H151V44H152V42H153L155 46H157V45H156L157 43H158V46H162V45H165V46H166V43H165V44L162 43L163 41L158 42V41L161 40V37H160L161 35H160V34H162V38H164V37H166V36L168 35L167 33H169L168 37H166V38H169L170 36L172 37V35H175V34H172V35H171V32H172V31H171V28L173 29V31L176 32V34H177V32H179L178 30H176V29H177L176 24H175V27H176V29H175V27H173L174 24H173V23L170 24V22H171L172 20H171L170 18H167V17L165 18V16L168 15V14H165ZM229 11H226V12H223V13L226 14V13L229 12ZM247 11H248V9H246V12H247ZM262 11H263V12H262ZM67 12L64 13V14L68 15ZM69 12H68V13H69ZM89 12H92V11L90 10ZM89 12H88V14H89ZM95 12H94V14H93V12H92V13L90 14V16H89V17L94 16V17H93V20L96 19V18L98 17V15H96L97 17L95 16ZM103 12L98 11L99 14H100V13L103 14ZM146 12H143L144 15H143V14H142L143 16L141 15L142 18H143L145 15L148 14V12H147V14H145ZM203 12H204V13H203ZM210 12H211V11H210ZM212 12H213V11H212ZM215 12L212 13V14H215ZM246 12L244 11V13H243L244 16L241 15V16L243 17V19H242V17H240V18L242 19L243 25H242V22H240V24H241L242 26H244L246 30L244 29V27L241 28L240 25H237V29H239L238 31H240V32H242L241 30L244 29L245 33L247 34L246 31H249V30H250V27H252V23L248 25V22L250 23V22L252 21V19H250V18H251L250 15H245ZM248 12H249V11H248ZM248 12H247V14H248ZM70 13H71V12H70ZM153 13H154V12H153ZM153 13H152V14H153ZM171 13H172V14H171ZM201 13H199V14H200V17H202V14H201ZM223 13H221V14H222V18H223V15H225V14H223ZM48 14L51 15L50 12H49ZM92 14H93V15H92ZM104 14H105V13H104ZM152 14H150L149 16L152 17ZM219 14H220V12H219ZM221 14H220V15H221ZM229 14H227V15H229ZM232 14H233V13H232ZM237 14H239V13H237ZM251 14H252V13H251ZM36 15H37V14H36ZM44 15H45V14H44ZM44 15H42V16H44ZM75 15H73V16H72L73 18H71V19H75V18H76ZM204 15H203V17H204ZM209 15H210V14H209ZM216 15H217V14L213 15V17H214L213 19H216ZM227 15H225V18H224V19L228 20L232 25L234 24V26H235L237 23H236V24L233 23V21H234V16H233V15H234V14H233V15H229V16H231V17H228ZM239 15H240V14H239ZM255 15H256V14H255ZM255 15H254V17H257V16H255ZM32 16H33V15H32ZM37 16H38V15H37ZM56 16H57V15H56ZM63 16H64V15H63ZM68 16H69V17H68ZM68 16H67V18L70 19V17H71L70 14H69ZM85 16H86V15H85ZM110 16H109V18H110ZM132 16H133V17H132ZM141 16H140V17H141ZM218 16H219V15H218ZM232 16H233V17H232ZM246 16H247V18L245 19ZM45 17H46V16H45ZM65 17H66V16H65ZM74 17H75V18H74ZM87 17H88V16H87ZM101 17H103V16H101ZM130 17H131V18H130ZM135 17H136V18H135ZM150 17H149V18H150ZM183 17H184V16H183ZM183 17H182V18H183ZM211 17H212V16H211ZM227 17H228L229 19L232 18V20H231L232 22H231ZM238 17H239V16H238ZM248 17H250L249 20H248ZM67 18H66V19H67ZM78 18H79V17H78ZM98 18H100V17H98ZM113 18H114V17H113ZM133 18H134V19H133ZM142 18H140V19H142ZM182 18H181V21H182ZM208 18H210V16L206 17V19H208ZM240 18H239V20L241 21ZM252 18H253V17H252ZM263 18H264V15H263ZM66 19H64V22H65ZM69 19H68V20H69ZM76 19H77V18H76ZM81 19L79 18V19H77L76 21L80 20V22H81ZM129 19H130V20L133 19V20L130 21ZM140 19H139V22L141 21ZM151 19H152V18H151ZM154 19H155V18H154ZM166 19H167V20H166ZM168 19H170V20H168ZM199 19H200V18H199ZM199 19H198V21H199ZM203 19H204V18H202L201 21H203V23H205V26L202 25V23H201V29H203L202 32L204 31V32H203V35H201V36H203V37H201V38H202V39H206V40L208 41V40L210 39V37H208L207 34H209L210 36H211V34H212V35L214 34V33L211 32V30L213 31V30L215 29V28H214V29L212 28L213 24L215 23V22H214L215 20L209 22L210 24H211V22H212V26H211L212 29H210V26L207 25L209 19L207 20V23L204 21V20H206V19H204V20H203ZM211 19H212V18H211ZM224 19H223V20H224ZM255 19H256V18H255ZM28 20H29V19H28ZM33 20H35V19H33ZM45 20H46V19H45ZM48 20H49V19H48ZM82 20H83V19H82ZM84 20H85V19H84ZM219 20H220V19H219ZM221 20H222V19H221ZM221 20H220V22H221ZM223 20H222V22H224ZM239 20H238V24H239ZM245 20H247L248 22L246 23ZM250 20H251V21H250ZM261 20L264 21L263 19H261ZM90 21H91V20H90ZM90 21H89V22H90ZM114 21H115V20H114ZM146 21H147V20H146ZM151 21H152V20H151ZM158 21H159V22H158ZM166 21H167V22H166ZM176 21H175V22H176ZM181 21H180V22H181ZM190 21H191V20H190ZM216 21H218V20L216 19ZM228 21H226V23L224 22L225 24L223 23V26L229 24ZM80 22H79V23H80ZM168 22H169V23H168ZM172 22H174V21H172ZM175 22H174V23H175ZM213 22H214V23H213ZM220 22H219V23H220ZM53 23H54V22H53ZM96 23H97V22H96ZM115 23H116L117 25H116ZM120 23L123 24V25L121 26ZM209 23H208V24H209ZM216 23H217V22H216ZM216 23H215V24H216ZM30 24H31V23H30ZM58 24H59V23H58ZM58 24H57V26H59ZM76 24H77V22H76ZM80 24H81V28H82V26L84 25L83 22L80 23ZM80 24H77L76 26L80 28ZM82 24H83V25H82ZM85 24H86V23H85ZM144 24H145V23H144ZM154 24H155V25H154ZM186 24H188V22H187ZM215 24H214V26H215ZM221 24H222V23H221ZM246 24H247V25H246ZM31 25H32V24H31ZM33 25H35V24H33ZM67 25H69V24H67ZM78 25H79V26H78ZM87 25L90 26V25H92V24H87ZM87 25H85L86 29H87V27H88ZM93 25H94V26H93ZM93 25L91 26V28H92V27L95 28V26H97V25H99V24H93ZM103 25H104V24H103ZM113 25H114V26H113ZM171 25H172V26H171ZM178 25H179V23H178ZM206 25H207V26H206ZM256 25H257V23H256ZM256 25H255V26H256ZM60 26H61V29H62V25H60ZM69 26H70V25H69ZM112 26H113V27H112ZM118 26H121V28H119ZM126 26H127L128 29L126 28ZM138 26H140V25H138ZM145 26H146V25H144V27H145ZM151 26H152V27H151ZM179 26H180V25H179ZM189 26H190V23H189L188 27H189ZM214 26H213V27H214ZM217 26H218V25H217ZM67 27H68V26H67ZM77 27H74V30H75V28H77ZM166 27H167L168 30H166ZM170 27H171V28H170ZM181 27H182V26H181ZM188 27L186 28V27H185V24H184L182 30H183L184 28H186L185 31L188 32V31L190 30ZM202 27H203V28H202ZM204 27H205V28H204ZM225 27H227V31H226V32H225L226 29L224 28V32H225V33L228 32L229 34H231V31H232V33H233V30L235 31V28H233V26L231 27L230 24L227 25V26H225ZM228 27H229V28L231 27L230 29H232V28H233V29H232L231 31H230V29H229V31H228ZM239 27H240L241 29H240ZM247 27H248L249 29H247ZM17 28H18V27H17ZM56 28H57V27H55V29H56ZM58 28H59V27H58ZM63 28H64V27H63ZM79 28H77V29H79ZM81 28H80V29H81ZM91 28L89 27V29H88L87 31L91 30V32H92V30H93L94 28H93V29H91ZM96 28H97V27H96ZM96 28H95V29H96ZM103 28H104V27H103ZM107 28H108V27H107ZM140 28H142V27H140ZM169 28H170V30H169ZM179 28H180V27H179ZM208 28H209V29H208ZM253 28H254V26H253ZM255 28H256V27H255ZM259 28H261V27L259 26ZM51 29H52V28H51ZM65 29H67V28H65ZM68 29L70 30L69 32H71V31L73 30V29H71V26L68 27ZM77 29H76V30H77ZM83 29H84V28H83ZM83 29H81V31H82L81 34L83 33L84 35H85V34L87 35V31H86V29H84L85 31H83ZM95 29H94V31H96ZM98 29H99V28H98ZM146 29H147V30H146ZM153 29H154V30H153ZM155 29H156V30H155ZM204 29H205V30L208 29V30L205 31ZM74 30H73V31H74ZM102 30H103V29H102ZM111 30H112V29H111ZM142 30H146V32H145V31L142 32ZM150 30H151V31H150ZM163 30H164L166 33H164ZM187 30H188V31H187ZM259 30H260V29H259ZM48 31H49V30H48ZM51 31H54V30H51ZM55 31H58V30H55ZM94 31H93V32H94ZM109 31H110V30H109ZM137 31H138V30H137ZM149 31H150V33H149ZM153 31H154V32L157 31V32H156V35L159 33V34H158V37H159V40H158V41H157L158 37H157V38H154L153 41L151 40L152 38L149 37V35H150ZM167 31H169V32H167ZM170 31H171V32H170ZM185 31H184V32H185ZM207 31H210L211 34H210V32H207ZM214 31H215V30H214ZM244 31H243L242 33H240V34H241V40H242V41H240V40H239L240 38L238 37V41H239L238 43H240V45H239V49L236 48V50L242 51V52H240V55H241V53H242V54L244 55V57H245V56L247 57L248 54H251V53H250V52L248 53V51H247L248 54L246 55V54H245L246 52H245V53L243 52V50H244V48H245V47H243V46H242L243 48L241 47V45H244L243 39H244V41H245V38H247V39H246V41H247V40L250 38V39L252 40V42L254 43L253 45H255L256 43L254 42V40L257 42L259 38H258V36L254 35V32H255V31H254V29H253L254 32H252V30H251L252 33H248L249 36H247V37H245V38L242 39V37H243L242 34L244 33ZM63 32H64V31H63ZM78 32H79V31H78ZM78 32L75 33V31H74V32H73L74 34H70V35L73 36V35L76 34V35H75V37H76V36L79 34ZM85 32H86V33H85ZM89 32H90V31H89ZM89 32H88V33H89ZM91 32L88 34L89 36H90L91 34H93V32H92V33H91ZM97 32H98V31H97ZM97 32H95V33H97ZM99 32H100V31H99ZM107 32H108V31H107ZM130 32H131V33H130ZM144 32L147 33V34L149 33V35L146 36V38H148V39H146V38L144 37L145 35H147V34H145ZM175 32H173V33H175ZM186 32H185V35H186V36H184L185 38L187 37V35H188V33H189V32H188V33H186ZM206 32H207V34H204V33H206ZM216 32H217V31H216ZM235 32H236V31H235ZM235 32H234V33H235ZM50 33H51V32H50ZM100 33H101V32H100ZM102 33H103V32H102ZM102 33H101V34H102ZM135 33H136V32H135ZM141 33H142V35H143V33H144V36H142ZM228 33H227V34H228ZM236 33H237V32H236ZM236 33H235V35L232 34L231 36H230V35H227V38H228V36H229V39H227V38L224 37L225 40L227 39L228 42H229V41L233 42V40H234V38H235V37H233V36H236V37L238 36V35H236ZM39 34H40V33H39ZM48 34H49V33H48ZM52 34H54V33H52ZM58 34H59V33H58ZM83 34H82V35H83ZM101 34H100V35H101ZM106 34H107V33H106ZM106 34H105V35H106ZM108 34H109V33H108ZM131 34H132V35H131ZM164 34H165V35H164ZM189 34H190V33H189ZM237 34H238V33H237ZM251 34H252V35H251ZM255 34L258 35V33H256V32H255ZM54 35H55V34H54ZM64 35H65V34H64ZM70 35H69V36H70ZM86 35H85V36H86ZM88 35H87V37H86V39H85L84 41L87 40ZM96 35H98V33H97ZM102 35H103V34H102ZM105 35H103V36H105ZM112 35H111V36H112ZM153 35H154V33H153ZM163 35H164V37H163ZM182 35H183V33H182ZM50 36H51V35H50ZM52 36H53V35H52ZM52 36H51V37H52ZM66 36H68V35L66 34ZM80 36H81V35H80ZM92 36L94 37V34H93ZM106 36H107V35H106ZM123 36H124V37H123ZM140 36H141V38H140ZM150 36H151V35H150ZM177 36H178V35H177ZM205 36H206V37H205ZM216 36H217V35H215L214 37H216ZM244 36H245V35H244ZM254 36H256L257 39H256ZM43 37H44V36H43ZM46 37H47V36H46ZM70 37H71V36H70ZM70 37H69V38H70ZM95 37H96V36H95ZM95 37H94V39L91 37L90 39H92V40H90V41L94 43V41L97 40V39H95ZM188 37H189V35H188ZM188 37H187L186 39H187V41L189 42L190 45L188 46V42L186 41L185 45L187 44V45H186L187 47H186L185 51H189V50H187V48H188V47L190 48V46H191V48H192V45H193V44H192V41H191L192 39L190 40L191 37H190L189 39H188ZM214 37L211 36V38H212V39H211L212 42L214 41V40H213ZM259 37H260V36H259ZM48 38H49V37H48ZM56 38H57V37H56ZM71 38H72V37H71ZM71 38H70V39H71ZM98 38H99V37H98ZM106 38H107V37H106ZM110 38H111V37H110ZM110 38H109V39H110ZM135 38H136L137 40H136ZM150 38H151V39H150ZM166 38H165V41L167 42V45H168V41H167V40H169L170 38H169V39H166ZM173 38H174V37H173ZM173 38H172V39H173ZM179 38H182V37H179ZM201 38H200V39H201ZM207 38H209V39H207ZM224 38H223V40H224ZM230 38H231V40H230ZM42 39H43V38H42ZM66 39H67V38H66ZM76 39H77V38H76ZM102 39H103V38H102ZM119 39H118V40H119ZM122 39H123V40H122ZM128 39H129V40H128ZM138 39L141 40L142 43H140V41H138ZM155 39H156V40H155ZM172 39H170V40L172 41ZM186 39H185V40H186ZM250 39H249V40H250ZM67 40H68V39H67ZM82 40H83V39H82ZM82 40H80V42H82ZM93 40H94V41H93ZM98 40H99V39H98ZM98 40H97V41H98ZM110 40H111V39H110ZM112 40H113V39H112ZM126 40H128V41H126ZM145 40H144V41H145ZM150 40H151V41H150ZM174 40H175V38L173 39V41H174ZM183 40H184V38H183ZM189 40H190L191 42H190ZM211 40H209V44H210V45L208 44V42L206 43L205 40H204V41L202 40V41H203V42H202L203 44H202L201 47L204 48L203 45H205V43H206V44L208 45V49H210L211 46L213 45L212 42H210ZM249 40H248V44H245V46L248 47V48H246V50H249V51H250V49H249V44L251 45L252 42H250L251 40H250V41H249ZM71 41H72V39H71ZM71 41H70V42H71ZM97 41H96V42H97ZM101 41H103V40H101ZM108 41H109V40H108V38H107V41H106V42H108ZM155 41H156L157 43H155ZM171 41H170V42H171ZM178 41L180 42V41H182V39H178V38H177V40L174 41L175 44H173V48H174V46L176 45V43H177ZM200 41H201V40H200ZM235 41H236V42H235ZM235 41H234V43H237V39H236V38H235ZM246 41H245V42H246ZM259 41H260V40H259ZM50 42H51V41H49V44H50ZM68 42H69V41H68ZM86 42H87V41H86ZM88 42H89V41H88ZM88 42H87V43H88ZM91 42H89V44H88L89 47L91 46V45H90ZM98 42H99V41H98ZM104 42H105V40H104ZM104 42H103V43H104ZM112 42H113V41H112ZM174 42H173V43H174ZM183 42H184V41H182L180 44H182ZM204 42H205V43H204ZM223 42H224V41H223ZM231 42H229V44H230ZM78 43H79V42H78ZM82 43H83V42H82ZM99 43H100V42H99ZM139 43H140L141 45H140ZM159 43H161L162 45H160ZM200 43H201V42H200ZM218 43H219V42H218ZM224 43H226V42H224ZM234 43H232V45H236V44H234ZM238 43H237V45H238ZM241 43H243V44H241ZM52 44H53V43H52ZM65 44H68V43L65 42ZM71 44H72V43H71ZM76 44H77V43H76ZM106 44H107V43H106ZM127 44H128V45H127ZM129 44H130V45H129ZM137 44H138L139 46H138ZM142 44H143V45H142ZM151 44H150V45H151ZM170 44H171V43H169V45H170ZM178 44H179V43H178ZM178 44H177V45H178ZM183 44H184V43H183ZM211 44H212V45H211ZM220 44H221V43H220ZM229 44H228V45H229ZM68 45H70V44H68ZM74 45H75V44H74ZM82 45H83V44H82ZM88 45H87V47H88ZM96 45H97V44H96ZM96 45L94 44V45H93V48L95 47V49H96ZM107 45H108V44H107ZM115 45H116V44H115ZM120 45H121L122 47H121ZM124 45H126V46H128V47L126 48ZM131 45H133V47H132ZM148 45H149V44H148ZM148 45H147V46H148ZM169 45H168L167 53L165 52V54L163 53V51L166 50V49L164 50L165 47L163 48V46H162L161 48H162L163 50H161L160 48H159L160 50H159V49H158V50L161 51V54H162V53H163L164 55H167V54H168L167 57L173 55V57L175 58V55L178 54L179 48H178L177 51H175L176 49L174 50V49L171 48ZM177 45H176V47H177ZM199 45H200V44H199ZM230 45H231V44H230ZM253 45H252V46H253ZM49 46H50V45H49ZM72 46H73V45H72ZM97 46H99V44H98ZM103 46H104V45H103ZM103 46H101V47H103ZM147 46H144V48L147 47ZM151 46H152V45H151ZM151 46H150V47H151ZM155 46H154V47H155ZM171 46H172V45H171ZM213 46H214V45H213ZM215 46H216V45H215ZM221 46H222V45H221ZM221 46H220V47H221ZM223 46H224V45H223ZM223 46H222V49H223ZM252 46H251V48H253ZM256 46H258V45H256ZM83 47H84V46H83ZM101 47H100V48H101ZM111 47H112V46H111ZM113 47H114V46H113ZM113 47H112V48H113ZM119 47H118V48H119ZM129 47H131V48L129 49ZM137 47H138V48H137ZM150 47H148V48H150ZM178 47H179V46H178ZM180 47H182V45H181ZM183 47H184V45H183ZM183 47H182V48H183ZM220 47H219V49H218V52H221V53H219V56H222V49H221ZM226 47H227V46L225 45L224 49H225V50H228V49H226ZM228 47H229V46H228ZM51 48H52V47H51ZM103 48H105V47H103ZM115 48H116V47H115ZM118 48H117V49H118ZM135 48H136V50H135ZM144 48H143V49H144ZM148 48H146V49H148ZM151 48H152V47H151ZM151 48H150V49H151ZM166 48H167V47H166ZM170 48H171V50L173 49L176 53H174V51L172 52V51L170 50ZM206 48H207V47H206V45H205V48H204V49L206 50ZM213 48L215 49V47H213ZM233 48H234V47L231 46V48H229V49L232 51ZM240 48H241V50H240ZM95 49H94V50H95ZM97 49L100 50L99 47H98ZM153 49H154V48H153ZM155 49L157 50V47H155ZM204 49H203V51H205ZM208 49L206 50L207 54H208V52H210V51L212 50V48H211L210 50H208ZM220 49H221V51H219ZM242 49H243V50H242ZM259 49H260V48H258V47H257L256 50H255V49H252L253 52H254L252 57L255 58L254 60H255L257 63H258V60L260 59L259 62H262V63H260V64L262 65V64H264V63H263V59H262L261 57L258 58L259 55H256V54H255L256 52H257V54H260V53H261ZM70 50H72V48H70ZM77 50H78V49H77ZM83 50H84V48H83ZM103 50H105V49H103ZM107 50H108V49H107ZM111 50H112V49H111ZM113 50L115 51L114 48H113ZM133 50H134V51H133ZM181 50H182V49H181ZM183 50H184V49H183ZM183 50L180 51L181 53L179 52L180 54L176 55V58H175L174 60H176L177 58H178V60H179V58L181 57L180 55H182V54L184 55V54H186V53H187V54L189 53V54H192V55H193V52L190 51L191 53H190V52H185V53H183ZM190 50H191V49H190ZM195 50H196V47L194 48V51H195ZM230 50H229V51H230ZM246 50H245V51H246ZM257 50H259V52H258ZM54 51H55V50H54ZM62 51H63V50H62ZM67 51H68V50H67ZM74 51H75V50H74ZM78 51H79V50H78ZM96 51H97V50H96ZM114 51H112V53H113ZM119 51H120V50H119ZM119 51H118V52H119ZM151 51H153V50H151ZM170 51H171V52H170ZM223 51H224V50H223ZM231 51H230V52H231ZM88 52L91 53V51H89V50H88ZM129 52H131V50H130ZM142 52H144V51H142ZM146 52H147V51H146ZM148 52H149V50H148ZM148 52H147V53H148ZM155 52H156V51H155ZM211 52H212L211 54H210V53H209L208 55L206 54L207 57L210 58L211 55L213 56V52H214V51L212 50ZM232 52H233V51H232ZM52 53H53V52H52ZM56 53H57V51H56ZM69 53H71V52L69 51ZM95 53H96V54H95V55H96V56H95V57H96L95 60H94V59H91V58H89V59H90V61H91V60H94L95 62L98 63V61H96V60H99V59L101 58L100 55H98V54H100V53H99V52H95ZM109 53H110V51H109ZM144 53H145V52H144ZM144 53H143V55H144ZM147 53H146V54H147ZM151 53H152V52H151ZM153 53H154V52H153ZM170 53H173V54L170 55ZM194 53H195V52H194ZM197 53H198V52H197ZM197 53H195V56H196ZM225 53H226V51H225ZM225 53L223 52V54H225ZM238 53H239V52H238ZM53 54H54V53H53ZM62 54H63V53H62ZM65 54H66V53H65ZM87 54H88V53H87ZM92 54H93V53H92ZM105 54H106V53H105ZM114 54H115V52H114ZM138 54H140V53H138ZM156 54H157V53H156ZM156 54H155V56H160V55H156ZM187 54H186V55H187ZM189 54H188V55H189ZM233 54H234V52H233ZM254 54L256 55L257 58L254 56ZM56 55H57V54H56ZM58 55H60V54H58ZM69 55H71V54H69ZM97 55H98V56H97ZM102 55H103V54H102ZM102 55H101V56H102ZM106 55H107V54H106ZM147 55H149V54H147ZM150 55H151L152 58L154 57V55H153V56H152V54H150ZM150 55H149V56H150ZM188 55H187L186 58H184L185 60H187L188 58H189V59H191V58L193 59V58L195 57V56L193 57V56H191V55H189V56H188ZM225 55H226V54H225ZM229 55H230V54H229ZM240 55H239V56L237 55V56H238V57L243 56V55H241V56H240ZM79 56H80V55H79ZM83 56H84V55H83ZM90 56H93V55L90 54ZM104 56H105V55H104ZM104 56H103V58L105 59ZM125 56H126V55H125ZM140 56H142V55H140ZM161 56H162V55H161ZM161 56H160V57H161ZM179 56H180V57H179ZM184 56H185V55H184ZM184 56H182V57L180 58V60L185 61L184 59H182ZM190 56H191V57H190ZM199 56H200V55H199ZM219 56H218V55L216 56V53H215V57H216V60H215V61H216V64L219 63L218 59L220 60V59L223 57V56H222V57H219ZM88 57H89V55H88ZM93 57H94V56H93ZM93 57H92V58H93ZM99 57H100V58H99ZM107 57H108V56H107ZM109 57H110V56H109ZM114 57H116V58H120V59H121V57H120L119 55H118V56L115 55ZM136 57H137V56H136ZM142 57H146V55H144V56H142ZM142 57H141V58H142ZM151 57H150V59H152ZM164 57H165V61H166L167 57H166V56H164ZM173 57L171 56V57H170L171 59L168 57V58H169V61H171ZM218 57H219V58H218ZM233 57H234V56H233ZM246 57H245V58H246ZM252 57L250 58V61H252V62L254 63L255 61L251 60ZM57 58H58V57H57ZM64 58H65V57H64ZM70 58H72V56H70ZM98 58H99V59H98ZM139 58H140V57H139ZM141 58H140V59H141ZM198 58H199V57H198ZM202 58H203V57H202ZM225 58H227V56H226ZM234 58H235V57H234ZM245 58H242V57H241V58H240V62H241V59H242V62H244V60L246 61ZM62 59H63V58H62ZM72 59H73V58H72ZM78 59H79V58H78ZM82 59H83V58H82ZM87 59H88V58H87ZM101 59H102V58H101ZM113 59H114L113 64H114V65L117 64V65H115V66L120 68V66L118 65V63H117V61H116V60H118V59H116V60H115V58H113ZM113 59H112V61H113ZM120 59H119V60H120ZM134 59H136V58H134ZM143 59H144V58H143ZM150 59H146V58H145V60H148V61H149ZM192 59H191V61H192ZM203 59H204V58H203ZM211 59H212V58H210V61H208L207 64H208V63L210 64ZM243 59H244V60H243ZM257 59H258V60H257ZM107 60H108V59H107ZM109 60H110V59H109ZM109 60H108V61H109ZM119 60H118V61H119ZM121 60H122L123 63H124V59H121ZM125 60H126V62L128 63V65H127V63H124V65H127V66L129 67V65L131 64L130 66H132V62H133L132 60H131V62H130V61L128 62L127 59H125ZM136 60H137V62H139L138 58H137ZM136 60L134 61L135 63H136ZM145 60H144V61L141 60V61H143V63H144ZM167 60H168V59H167ZM174 60H173V62L171 61V62L173 63L172 66L175 64V63H174ZM180 60H179L178 62H180ZM198 60H202V59H198ZM221 60H222V59H221ZM88 61H89V60H88ZM90 61H89V62H90ZM94 61H92L91 63H94ZM101 61H102V60H101ZM103 61H106V60H103ZM110 61H111V60H110ZM182 61H181V62H182ZM187 61H188V63H189V60H187ZM202 61H203V60H202ZM217 61H218V62H217ZM235 61H236V59H235ZM238 61H239V60H238ZM247 61H248V60H247ZM250 61H249V62H250ZM65 62H66V61H65ZM70 62H71V61H70ZM106 62H107V61H106ZM115 62H116V63H115ZM134 62H133V63H134ZM152 62H153V61H152ZM163 62H164V61H163ZM171 62H166V63H168V64H165V65L168 66L169 63H171ZM175 62H176V64H175L174 66L178 65V66H176V67H180V68H175V67H173L172 69H174V70H176V71L179 70V69L182 70V69H181V64L184 63V62H182V63L180 62V65H179V63L177 62V60H176ZM185 62H186V61H185ZM204 62H205V59H204ZM204 62H203V63H204ZM222 62H224V63L226 62V61H224V58H223V60L221 61V63H222ZM256 62H255V63H256ZM71 63H72V62H71ZM91 63H90V64H91ZM97 63H94L93 66H94L95 64H97ZM99 63H101V62L99 61ZM99 63H98V64H99ZM102 63H103V62H102ZM120 63H121V62H120ZM120 63H119V64H120ZM135 63H134V65H135ZM148 63H150V61H149ZM148 63H147V64H148ZM157 63H158V62H157ZM177 63H178V64H177ZM186 63H187V62H186ZM186 63H185V64H186ZM190 63H192V62H190ZM199 63H200L199 65L202 64V65L204 66V68H203L202 66H199V67H202V68L204 69L205 72H206V70L210 71V69H211V71H213V68H212L211 66L204 65L202 62H199ZM221 63H219V64H221ZM227 63H228V62H227ZM236 63H237V62H236ZM236 63H234V64H235L234 68L230 66V67H231V69H230V68L228 67L230 70L233 71V72L231 71V75H235V76H233V78H236L237 76L240 77V74L243 73V71L241 70L242 67H241V69H240V70H241V73H239V72H240V70H239L240 66L238 65V66H239V67H238V66H237L238 63H237V64H236ZM244 63H245V62H244ZM244 63H243V64H244ZM78 64H79V63H78ZM87 64H88V63H87ZM98 64H97V65H98ZM113 64H112V65H113ZM151 64H152V63L148 64V66L151 67V66H152ZM153 64H154V62H153ZM163 64H164V63H163ZM205 64H206V62H205ZM241 64H242V63H241ZM245 64H246V63H245ZM248 64H249V63H248ZM250 64H251V63H250ZM250 64H249V66H250ZM66 65H67V64H66ZM69 65H70V64H69ZM114 65H113V66H114ZM138 65L142 66V70H141V68H140V71H139V70L137 71V69H139V66H138ZM197 65H198V63H197ZM197 65L195 64V67H196ZM210 65H212V64H210ZM221 65H222V64H221ZM221 65H220V66H221ZM254 65H256V64H254ZM87 66H88V65H87ZM87 66H86V67H87ZM104 66H105V65H104ZM106 66H107V65H106ZM106 66H105V68H104L103 70L107 69ZM109 66L112 67V66H111V62H110V65H109ZM109 66H107V67L109 68ZM115 66H114V67H115ZM122 66H123V65H122V63H121V68H120V69L117 68L118 70H116V72H117V71L119 72V70L123 71L122 68L124 69V66H123V67H122ZM136 66H138V68L135 67L136 70L131 69L132 67L127 68V69H128V71H129L130 69L133 70V71H135V74H136V72H137V75L139 74L140 77H141V74H144V73L146 72L145 70H147V67H145V64L143 65L142 63H141V64H137ZM143 66H144V68H146V69L143 70ZM146 66H147V65H146ZM154 66H156V65H154ZM167 66H166V68H167L166 71H167L168 73H169V72L171 73L170 75H171V78H172V79H173L177 74H178V77H179V74L181 75V74L184 72V71H182V73H179L180 71H179V72L177 71L178 73H176L175 71H172V72H171V71H169V70H171V68H170L171 65H169L168 67H167ZM172 66H171V67H172ZM183 66H185V65L183 64ZM189 66H190V65H189ZM189 66H188V67H189ZM205 66H207V67L205 68ZM225 66H226V65H225ZM232 66H233V62H232ZM257 66H260V65H256V67H257ZM51 67H52V66H51ZM55 67H56V66H55ZM77 67H78V66H77ZM90 67H92V65H90ZM94 67H95V66H94ZM98 67H99V66H97V70H99V72H100V71L102 70V68H101V69H98ZM114 67L110 68V69H113V70H109V69H107V70H109L110 72H111V71L114 72V69H115ZM150 67H149V69H151L153 66H152L151 68H150ZM156 67H157V66H156ZM162 67H163V66H162ZM162 67H161V69H162ZM186 67H187V66H186ZM186 67H185V68H186ZM195 67L193 68V70H198V67H197V69H195ZM209 67H210V68H209ZM222 67H223V65H222ZM251 67H253V66H251ZM251 67H249V68H251ZM254 67H255V66H254ZM254 67H253V72H249V73H251V74L254 73V75H255V73L258 72L259 70H257V71L254 72V70L256 69V68H254ZM261 67L264 68V66H261ZM261 67H259V68H261ZM99 68H100V67H99ZM133 68H134V67H133ZM153 68H154V67H153ZM153 68H152L151 70L148 69L149 71L147 70L148 72H146V77L148 76V79H149V76H150L151 74H150V75H147V74H149L150 71H154ZM159 68H160V66H159ZM182 68H183V67H182ZM191 68H192V67H191ZM208 68H209V69H208ZM214 68H215V67H214ZM217 68H218V67H217ZM249 68H248V69H249ZM78 69H79V68H78ZM88 69H89V68H88ZM127 69H126V67H125V70H126V71H127ZM161 69H160V71H161ZM168 69H169V70H168ZM215 69H216V68H215ZM219 69H220V68H219ZM257 69H258V68H257ZM261 69H262V68H261ZM51 70H52V69H51ZM80 70H81V69H79V71H80ZM82 70L84 71V67H83ZM85 70H86V69H85ZM92 70H93V67H92ZM95 70H96V69H95ZM95 70H94V71H95ZM97 70H96V71H97ZM125 70H124L123 72H119V73H116V72H115L116 74H114V75H116V77L114 78V84L116 83L115 80L118 81L119 79H123L124 76L122 77V75H123V73H126ZM131 70H130V72H131ZM163 70H164V69H163ZM185 70H186V69H185ZM193 70H192L190 73H192ZM200 70L202 71V69H200ZM200 70H198L199 73H202V74H200V76L202 75V78H204L203 76H205V74L207 75V73H205L204 71L201 72ZM226 70H227V69H226ZM226 70H225V71H226ZM235 70H236V72H237V70H239V71L236 73ZM249 70H250V69H249ZM249 70H247V71H249ZM262 70H263V69H262ZM71 71H72V70H71ZM77 71H78V70H77ZM105 71H106V70H105ZM133 71H132V73H133ZM160 71H159V72H160ZM228 71H229V70H227V73H229ZM245 71H246V70H245ZM251 71H252V68H251ZM263 71H264V70H263ZM89 72H90V70H89ZM112 72H111V73H112ZM154 72H155V71H154ZM156 72H157V70H156ZM159 72H158V73H159ZM161 72H162V71H161ZM67 73H68V72H67ZM79 73H80V72H79ZM79 73H78V75H79ZM93 73H94V72H93ZM104 73H105V72H104ZM175 73H176V75H174ZM195 73H196V71H195ZM195 73L193 72V74H194L193 77H195V75H198L197 78H195L196 81H197V79H200L201 77L199 76V73H198V72H197L196 74H195ZM232 73H233V74H232ZM235 73H236V74H235ZM238 73H239V75H237ZM244 73H245V72H244ZM249 73H248V74H249ZM261 73H263V72L261 71ZM261 73H259L260 75L257 73V77H256V79H254V77H252V78H251L252 81H254V80H258V82L256 81L257 84H258L259 82H261V81L258 79V78H260V76L263 77L264 74L262 75ZM57 74H58V73H57ZM69 74H70V73H69ZM69 74H68V75H69ZM71 74H72V72H71ZM76 74H77V73H76ZM82 74H83V73H82ZM86 74H87V73H86ZM117 74H118V75H117ZM129 74H130V73H126V75H127V78H126V79H128V78H132V77H128ZM133 74H134V73H133ZM133 74H130V75H129V76H131V75L133 76V79H132V80L129 79V81H130V82H128V83H129V86H128V87L126 86L127 82H125L123 85H125V87H127V88H129V89H131V88L133 87L131 90H133V89H134V90H135V89H139L138 91L140 92V91H142L143 89L140 90V88H137V86H139L138 83H139V81H140V83H142V82L146 79V77H145V75H144V76L142 75V77L144 78V80L141 79V78H140L141 80H140V79L138 80L139 77H136L137 75L134 77L135 74H134V75H133ZM152 74H153V73H152ZM160 74H161V73H160ZM164 74H165V72H163V75H164ZM183 74H185V73H183ZM203 74H204V75H203ZM219 74H220V73H219ZM251 74H249L248 76H251ZM55 75H56V74H55ZM63 75H64V74H63ZM63 75H62V76H63ZM87 75H88V74H87ZM100 75H101V74H100ZM103 75H104V74H103ZM119 75H121V78H119ZM154 75H156V73H154L152 76H154ZM172 75H174V77H172ZM187 75H188V74H187ZM187 75H186V76H187ZM190 75H191V74H190ZM190 75H189V76H190ZM241 75H242V74H241ZM254 75H253V76H254ZM258 75H259V77H258ZM45 76H46V75H45ZM73 76H74V75H73ZM73 76H71V77H73ZM89 76H90V75H89ZM158 76H159V75H158ZM158 76H157V77H158ZM161 76H162V75H161ZM166 76H167V73H166ZM184 76H185V75H184ZM186 76H185V77H186ZM191 76H192V75H191ZM207 76H208V75H207ZM207 76H205V78H207V80H208V79H209V76H208V77H207ZM214 76H215V75H214ZM228 76H229V74H228ZM242 76H243L244 79H245V76H247V74H246L245 76H244V75H242ZM248 76H247V77H248ZM255 76H256V75H255ZM57 77H58V76H57ZM81 77H82V76H81ZM86 77H87V76H86ZM90 77H91V76H90ZM99 77H101V76H99ZM99 77H98V78H99ZM117 77H118V78H117ZM154 77H155V76H154ZM157 77H156V78H157ZM163 77H164V76H162V79H163ZM185 77L183 78V79H185V80H184L185 82L182 81V83H183V82H184V83H187V84H186L187 86H185L184 83H183V85H182L183 87H180V88H183V89H184V87H188L189 84H191V85H190V87H188L187 89H190V88L194 87V86H192V85L195 83V79L192 78V77L189 78V80H190V79H194V80H192L193 82L191 81V82L193 83V84H192L191 82L188 83V82H187L188 77H186V78H185ZM198 77H199V78H198ZM243 77H242V78H243ZM262 77H261V78H262ZM64 78H65V76H64ZM66 78H67V77H66ZM93 78H94V76H93ZM103 78H104V77H103ZM135 78H137L136 80H138V81L135 82ZM150 78H152V77L150 76ZM169 78H170V77H169V75H168V79H169ZM181 78H182V77H180L179 79H181ZM202 78H201V79H202ZM218 78H219V77H218ZM242 78H240V79H241V83H239L240 81L237 82V81H238V80H236L237 78L235 79V80H236V83H235V84L238 85L237 88H238V89H239V88L243 89V91H240V89H239V92H241V93L247 91V89H244L245 87H247V84L244 83L245 86H244V88H242V87H243V84H242V83H243V81H244V79H243V81H242ZM248 78H249V77H248ZM248 78H247V81H250L251 79L248 80ZM261 78H260V79H261ZM86 79H87V78H86ZM100 79H101V78H99V80L97 79L98 82H96V84H97V83H98V85L101 84L100 82H102V81H100ZM117 79H118V80H117ZM159 79H160V78H159ZM227 79H228V78H227ZM231 79H232V77H231ZM253 79H254V80H253ZM262 79H264V78H262ZM37 80H38V79H36V81H37ZM53 80H54V79H53ZM66 80H67V79H66ZM66 80H65V84H67V82L70 81V79H68L69 81H67V82H66ZM133 80H134V81H133ZM149 80H150V79H149ZM189 80H188V81H189ZM212 80H213V79H212ZM229 80H230V79H229ZM245 80H246V79H245ZM50 81H51V80H50ZM61 81H62V80H61ZM74 81H75V80H74ZM93 81H94V80H93ZM104 81H106V79H104ZM111 81H112V80H111ZM124 81H126V80H124ZM131 81H132V82H131ZM141 81H142V82H141ZM151 81H152V80H151ZM154 81H155V79H154ZM162 81L164 82L165 80H161L160 82H162ZM202 81H205V82H207V84H208V82H210V79H209L208 81L202 79ZM233 81H234V80H233ZM233 81H232V82H233ZM247 81H246V83H247ZM252 81H250L251 84H252ZM112 82H113V81H112ZM119 82H120V81H119ZM119 82H118V83H119ZM134 82L137 84V86H136V84H134ZM149 82H150V81H149ZM163 82H162V84H163ZM166 82H168V81H166ZM166 82H164V84H165ZM170 82H171V84H172V82H173V84H175V85H173V86H176V83H174V80H171V79H170ZM175 82H177V81H175ZM200 82H201V81H200ZM213 82H214V81H213ZM223 82H224V81H223ZM232 82H231V84H232V86H233L234 82H233V83H232ZM244 82H245V81H244ZM254 82H255V81H254ZM256 82H255V84H256ZM50 83H51V82H50ZM55 83H56V82H54L53 84H55ZM78 83H79V82H78ZM89 83H90V82H89ZM102 83H103V82H102ZM108 83H110V82H108V80H107V81H106V84H108ZM132 83H133V84H132ZM140 83H139V84H140ZM151 83H153V82H151ZM155 83L157 84V82H155ZM158 83H159V82H158ZM180 83H181V82H180ZM203 83H204V82H202V83H200V84H203ZM229 83H230V82H228V87H229ZM238 83L241 84L242 87H241V85H239ZM250 83L248 82V85H249V87H250V88H249V87H248V88H249L250 90H248V91L246 92L247 94L244 93V94H245V97H244V95L242 94V97H243L244 99H245V98H246V99L243 100V98H242L241 100H243V101H241V100H237V99H236V102L239 101L238 104L240 103V104H239L240 109H241V107L244 106V108H243L244 113H246V111L248 110V109L245 110V108H247V107L250 108V107L252 106V105L250 106L249 103H247V100L249 99V97L251 98V97L254 96L253 94H255V93H253V91H252L253 89H251V88H254V87H253V86L251 87V86H250V85H251ZM262 83H264L263 80H262L261 84H262ZM37 84H38V83H37ZM47 84H48V83H47ZM84 84H85V83H84ZM106 84L104 83V84H103V87H101V86H102V84H101L100 87L102 88V90H101V89L99 90V89L97 88V91H102V92L104 93V91H105V89H106V88H105V85H106ZM110 84H111V83H110ZM142 84L144 85L145 83L143 82ZM153 84H154V83H153ZM160 84H161V83H160ZM160 84L158 85V86H160L159 89H161V87H162ZM171 84H166V85H167V87H168V85L170 86ZM198 84H199V80L197 81V83H195V85H196V86H199L200 84H199V85H198ZM205 84H206V83H205ZM213 84L215 85V83H213ZM231 84H230V85H231ZM257 84H256V86H255L254 84H253V85H254L255 87H257V88H260V87H261L262 89L264 88V84H262V85H261L260 83H259V85H257ZM60 85H61V82H60ZM119 85H120V84H117V86H119ZM127 85H128V84H127ZM132 85H134L136 88H135L134 86H132ZM177 85H178V84H177ZM208 85H209V84H208ZM210 85H211V84H210ZM42 86H43V85H42ZM82 86H83V85H82ZM95 86H96V85H95ZM155 86H156V85H155ZM158 86H156V87H157L156 89H158ZM179 86H181V85H179ZM179 86H177V87H178V88H177L178 91H180V90H179V89H180ZM258 86H260V87H258ZM56 87H57V86H56ZM98 87H99V86H98ZM108 87H109V86H108ZM115 87H116V86H115ZM130 87H131V88H130ZM146 87H147V85H146ZM215 87H216V86H215ZM215 87L213 86L214 89H215ZM233 87H234V86H233ZM233 87L230 86L229 91L231 90L232 92H234V91H235L234 89H236V88H235L236 86H235L234 88H233ZM40 88H41V87H39V89H40ZM117 88H118V87H117ZM122 88H123V87H122ZM122 88H121V89H122ZM127 88H125V89L127 90L126 92H129L130 90H128ZM147 88H148V87H147ZM150 88H151V87H150ZM199 88H200V87H199ZM201 88H202V85H201ZM209 88H210V87H209ZM257 88H254V89H257ZM81 89H82V88H81ZM115 89H116V88H115ZM156 89H155V90H156ZM168 89H169V88H168ZM172 89H173V88H172ZM172 89H171V90H172ZM185 89H186V88H185ZM214 89L212 90V92H215V91H216V90H214ZM224 89H225V88H224ZM238 89H237V90H238ZM49 90H50V89H49ZM57 90H58V89H57ZM59 90H60V89H59ZM108 90H109V88H108ZM108 90H107V91H108ZM117 90H118V89H117ZM117 90H114V91L116 92ZM123 90H124V89H123ZM144 90L148 92V90H146V89H144ZM155 90H154V92H155ZM162 90H163V89H162ZM162 90H161V91H162ZM233 90H234V91H233ZM237 90H236L235 92H238ZM244 90H245V91H244ZM62 91H63V90H62ZM68 91H69V90H68ZM71 91H72V90H71ZM111 91H112V90H111ZM118 91H119V90H118ZM118 91H117V92H118ZM136 91H137V90H136ZM164 91H165V90H164ZM168 91H169V90H168ZM168 91H167V92H168ZM173 91H174V90H173ZM176 91H177V90H176ZM176 91H175V92H176ZM178 91L176 92V94H178ZM186 91H188V90H186ZM189 91H190V90H189ZM229 91H227V92H229ZM255 91H257V92H256V95H257L258 92L261 91V90H258V89H257V90H255ZM255 91H254V92H255ZM51 92H52V91H51ZM51 92H50V93H51ZM53 92H54V91H53ZM53 92H52L51 94H53ZM105 92H106V91H105ZM121 92H122V91H121ZM121 92H120V91L118 92V93H119V96H121V95H120ZM123 92H124V94H125V90H124ZM123 92H122V93H123ZM147 92H146V93H147ZM162 92H163V91H162ZM175 92H174V93H175ZM180 92H181V91H180ZM183 92H184V91H183ZM239 92H238V93H239ZM262 92H264V91H262ZM40 93H41V92H40ZM54 93H55V92H54ZM61 93H62V92H61ZM118 93H117L116 96H118ZM135 93H136V92L134 91V94H135ZM141 93H143V91H142ZM152 93H153V92H152ZM152 93H151V94H152ZM157 93H159V92L157 91ZM160 93H161V92H160ZM165 93H166V92H165ZM172 93H173V92H172ZM174 93H173V94H174ZM199 93H200V92H199ZM250 93L252 94V96L250 95ZM259 93H260V92H259ZM62 94H63V93H62ZM85 94H86V93H85ZM99 94H101V93H99ZM99 94H98V97H99ZM106 94H107V93H106ZM106 94L103 95L104 98H106V97H105ZM154 94H156V93H154ZM154 94H153V95H154ZM167 94H168V93H167ZM170 94H171V93H170ZM173 94H172V95H169V94H168V95H169V96H174ZM185 94H186V93H185ZM197 94H198V93H197ZM205 94H207V93H205ZM205 94H204V95H205ZM220 94H221V93H220ZM232 94L236 95L235 93H231L230 95H232ZM261 94H263V93H261ZM261 94H258V95H261ZM40 95H41V94H40ZM42 95H43V93H42ZM53 95H54V94H53ZM58 95H59V94H58ZM60 95H61V94H60ZM158 95H159V96H164L163 94H158ZM168 95H165V96L168 97V98H170ZM192 95H193V94H192ZM237 95H238L237 97H240V96H241L240 93L237 94ZM239 95H240V96H239ZM67 96H68V95H67ZM74 96H75V95H74ZM119 96H118V97H119ZM122 96H125V97H126V95H122ZM144 96H145V95H144ZM146 96H147V95H146ZM246 96H247V97H246ZM38 97H39V96H38ZM41 97H42V96H41ZM41 97H39V98H41ZM64 97H65V96H64ZM64 97H63V98H64ZM72 97H73V96H72ZM107 97H108V96H107ZM125 97H124V98H125ZM166 97H165V100L167 99V101H168V98H166ZM208 97H209V96H208ZM235 97H236V96H235ZM235 97H234V99H235ZM258 97H259V96H258ZM65 98H67V97H65ZM65 98H64V99H65ZM110 98H111V97H110ZM132 98H133V97H132ZM145 98H146V97H145ZM145 98L143 97L144 100H145ZM150 98H151V97H150ZM150 98L147 97L146 100H147V99H150ZM159 98H160V97H159ZM161 98H162V97H161ZM184 98H185V96H184ZM204 98H205V97H204ZM220 98H221V97H220ZM240 98H241V97H240ZM240 98H238V99H240ZM254 98H255V97H254ZM261 98H262V97H261ZM41 99H45V98L42 97ZM46 99H47V98H46ZM64 99H63V100H64ZM68 99H69V98H68ZM78 99H79V98H78ZM96 99H97V98H96ZM108 99H109V98H108ZM126 99H127V98H126ZM163 99H164V98H163ZM255 99H256V98H255ZM257 99H258V102H259V98H257ZM65 100H66V99H65ZM65 100H64V102H65ZM104 100H105V99H104ZM110 100L112 101V99H109V101H110ZM144 100H143V101H144ZM146 100H145V101H146ZM150 100H151V99H150ZM157 100H158V99H157ZM169 100H171V99H169ZM178 100H179V99H178ZM209 100H210V99H209ZM230 100H231V99H230ZM251 100H252V99H251ZM253 100H254V99H253ZM262 100H264V97H263V99H261L260 101H262ZM51 101H53V100H51ZM67 101H68V100H66V102H67ZM96 101H97V100H96ZM106 101L108 102V100H106ZM132 101H133V100H132ZM211 101L214 102V100H211ZM240 101H241V102H240ZM244 101H246V102L244 103ZM38 102H39V101H38ZM47 102H48V101H47ZM57 102H58V101H57ZM66 102H65V103H66ZM92 102H93V101H92ZM104 102H105V101H104ZM104 102H103V103H104ZM130 102H131V99H130ZM158 102H159V101H158ZM164 102H165V101H163L162 103H164ZM173 102H174L173 100L170 101V103H172V105H173ZM179 102H180V101H177V104H178L179 106H181L180 104H182V103L180 102V104H179ZM204 102H205V101H204ZM223 102H224V101H223ZM230 102H231V101H230ZM230 102H229V103H230ZM242 102H243L244 104H243ZM248 102H250V100H248ZM251 102H253V101H251ZM254 102L256 103L257 101L255 100ZM254 102H253V103H254ZM58 103H59V102H58ZM60 103H61V102H60ZM68 103H69V101H68ZM112 103H113V101H112ZM145 103H148V102H145ZM145 103H144V104H145ZM151 103H152V102H151ZM159 103H160V102H159ZM162 103H161V104H162ZM165 103H166V102H165ZM167 103H168V102H167ZM188 103H189V101H188ZM191 103H192V102H191ZM193 103H194V102H193ZM220 103H221V102H220ZM241 103H242V104H241ZM63 104H64V103H63ZM66 104H67V103H66ZM110 104H111V103H109V105H110ZM142 104H143V103H142ZM144 104H143V105H144ZM155 104H156V103H155ZM155 104L153 103V104H151V106H153V105H155ZM157 104H158V103H157ZM157 104H156V105H157ZM168 104H169V103H168ZM168 104H167V105L164 104V107H165V105H166V106H169V105H170V104H169V105H168ZM175 104H176V101H175ZM185 104H186V103H185ZM194 104H195V103H194ZM194 104H193V105H194ZM197 104H198V103H196V106H197ZM203 104H204V103H203ZM212 104H213V103H212ZM246 104H247V106H246ZM250 104H252V103H250ZM256 104H257V103H256ZM106 105H108V104L106 103ZM143 105H142V106H143ZM156 105H155V106H156ZM162 105H163V104H162ZM172 105H171V106H172ZM182 105H183L184 107H187V106L184 105V102H183ZM186 105H187V104H186ZM200 105H201V104H199V106H200ZM207 105H208V103H207ZM241 105H242V106H241ZM257 105H258V104H257ZM140 106H141V105H140ZM189 106H192V105H189ZM189 106H188V107H189ZM202 106H203V105H202ZM202 106H201V108H202ZM261 106H262V105H261ZM105 107H106V106H105ZM146 107H149V108H150V103H149V106H146ZM157 107H158V106H157ZM164 107H162V108H164ZM169 107H170V106H169ZM169 107H167V109H170V108H171V107H170V108H169ZM174 107H175V105H174ZM184 107H183V109L185 110ZM188 107H187V108H188ZM203 107H204V106H203ZM205 107H206V106H205ZM237 107H238V106H237ZM237 107H236V108H237ZM239 107H238V108H239ZM259 107H260V106H256V109H257V108L259 109ZM155 108H156V107H155ZM155 108H152V109H155ZM158 108H161V107H158ZM158 108H157V109H158ZM175 108H176V107H175ZM193 108H194V106H193ZM207 108H208V107H207ZM209 108H210V107H209ZM209 108H208V109H209ZM223 108H224V107H223ZM157 109H156V111H157ZM208 109H206V110H208ZM212 109H214V108H212ZM212 109H209V110L213 111ZM227 109H228V108H227ZM227 109H226V110H227ZM250 109H251V108H250ZM256 109L254 108V106H252V111L254 110V111H253V114H254V112L256 111ZM258 109H257V112H256L257 114L260 113V112H258V111H259ZM260 109L262 110L263 108L261 107ZM118 110H119V109H118ZM160 110H161V109H160ZM175 110H176V109H174L173 114H174V112H176ZM177 110H181V111H183L182 109H179V107H178ZM186 110H187V112H189V108L186 109ZM186 110H185V111H186ZM197 110H200V109H197ZM203 110H205V109H203ZM203 110H202V113H201V114L199 113V115H198V116H199V119H202V120H203V117H204V116L207 117L209 114H210V115L213 114V113L211 112L212 114H211V113H208V115H206L207 112H210V111L208 110V111H205V112H204V114L206 113V114L204 115V114H203ZM224 110H225V109H224ZM234 110H235V109H234ZM236 110H237V109H236ZM146 111H147V110H146ZM152 111H153V114L151 113ZM162 111H163V109H162ZM166 111H167V110H166ZM166 111L163 112V113H165V115H166ZM171 111H172V110H170V112H171ZM185 111H184V113H185ZM193 111L195 112V110H193ZM200 111H201V110H200ZM214 111H215V110H214ZM248 111H249V113L251 112L250 110H248ZM147 112H148V111H147ZM147 112H146V113H147ZM151 112H150V113L152 114V116H154V113H155L154 110H151ZM170 112H169V110H168V113H170ZM177 112H178V111H177ZM187 112H186V113H187ZM191 112H192V111H191ZM198 112H199V111H198ZM215 112H216V111H215ZM215 112H214V113H215ZM218 112H219V111H218ZM234 112H235V111H234ZM157 113H158V112H157ZM180 113H181V112H180ZM184 113H182V114H184ZM237 113H238V112H237ZM240 113L242 114L243 111H242V112L240 111ZM256 113H255V116L257 115ZM158 114H160V112H159ZM161 114H162V112H161ZM190 114H192V113H190ZM195 114H196V113H195ZM197 114H198V113H197ZM202 114H203V117L200 118V117L202 116ZM263 114H264V112L261 113V115H263ZM117 115H118V114H117ZM144 115H145V114H144ZM146 115H148V113H147ZM167 115H168V114H167ZM188 115H189V114H188ZM188 115H187V116H188ZM210 115L208 116L209 118H207V119L205 118V122H207V123L209 122V124H208V125L206 124L205 126H203L204 124L202 123V124H200L201 128H199V126H197V123H198L199 119L196 120L197 123H195V122L193 121V122L195 123V124L193 123L194 126L196 125V127H198L197 129H194V130H196V131H197L198 129L201 130L203 127H204L203 129H205V127L207 128V126H208L209 128L206 129V130H207V131H212V132H213V130H211V129H212L213 126H214V127H213L214 131L217 129V127H215V124H216L217 122L220 123L221 125H223V124L221 123V120H220L221 118L219 117V118L217 119L218 116L216 115V113H215L216 117H213V119L216 118V120H211L210 118H212V116H214V115H212V116H210ZM225 115H226V114H225ZM233 115H234V114H233ZM235 115H238V114H235ZM242 115H243V114H242ZM244 115H245V116L248 115V112H247L246 114H244ZM251 115H252V112H251ZM258 115L260 116V114H258ZM136 116H137V115H136ZM156 116H157V115H156ZM182 116H186V115L184 114V115H182ZM190 116L192 117V115H190ZM249 116H250V115H249ZM259 116H258V117H259ZM130 117H131V116H130ZM143 117H144V116H143ZM146 117H147V116H146ZM163 117H164V116H163ZM172 117H174V116H172ZM235 117H236V116H235ZM239 117H241V116H239ZM256 117H257V116H256ZM125 118H127V117H125ZM161 118H162V117H161ZM182 118H183V117H182ZM185 118L187 119V117H185ZM237 118H238V117H237ZM259 118H260V117H259ZM127 119H128V118H127ZM141 119H143L142 116H141ZM145 119H146V118H145ZM159 119H160V118H159ZM167 119H168V118H167ZM186 119H184V120H186ZM188 119H189V118H188ZM191 119L195 120L193 117H192ZM208 119H209V121H208ZM222 119H224V118H222ZM245 119H246V117L243 119V120H244V121H243V120H242V117L240 118V120H242V121H240L239 124L243 122V123H242L243 125H240V126L238 127V129H240V130H241V129H243V130H246V129H247V128L245 127V125H247V122H245V121H247V120L249 119V117H247V120H245ZM253 119H254V118H253ZM256 119L258 120V118H256ZM128 120H129V119H128ZM130 120H131V119H130ZM162 120H163V119H162ZM168 120H169V119H168ZM168 120H166V121H168ZM172 120H173V118H172ZM174 120H175V118H174ZM177 120L179 121V118H178V117H177ZM202 120H201V121H202ZM206 120H207V121H206ZM210 120H211L212 122H211ZM218 120H219V121H218ZM257 120H256V121H257ZM169 121H171V119H170ZM169 121H168V122H169ZM175 121H176V120H175ZM178 121H177L176 123H175L174 121H171V122H169V124L172 123V122L175 123L174 125H176V124H183V123H184V122L182 123L181 120H180V123H178ZM182 121H183V120H182ZM201 121H200V122H201ZM215 121H217V122H215ZM222 121H223V120H222ZM238 121H239V120H238ZM248 121H249V120H248ZM251 121H252V119H251ZM136 122H137V121H136ZM142 122H143V121H142ZM142 122H141V124H142ZM205 122H204V123H205ZM213 122H215V123H213ZM244 122H245V125H244ZM253 122H254V121H253ZM262 122H263V124H264V117H263V119H262ZM149 123H150V122H149ZM156 123H157V122H156ZM190 123H192V122L190 121ZM218 123H217V124H218ZM248 123H250V122H248ZM258 123H259L258 126H260V125L262 126V125H263V124H260V123H261L260 121H259ZM145 124H146V123H145ZM145 124H144V125H145ZM186 124H188V123H186ZM213 124H214V125H213ZM217 124H216V125H217ZM220 124H219V125H220ZM239 124H238V125H239ZM252 124H253V123L249 124V126H251ZM255 124H256V123H255ZM171 125H172V124H171ZM174 125H173V127H175ZM190 125H191V124H189V126H190ZM221 125L219 126V128H221ZM256 125H257V124H256ZM136 126H137V124H136ZM162 126H163V125H162ZM191 126H193V125H191ZM191 126H190V127H191ZM194 126H193V127H194ZM202 126H203V127H202ZM235 126H236V125H235ZM241 126H243L245 129H244V128H240ZM252 126H253V127H252L253 129H252V130H255L256 127H258V126L254 127V125H252ZM137 127H138V126H137ZM160 127H161V126H160ZM178 127H179V125H178ZM178 127H176V128H177V129L179 130V132H180V130H181V126H180V128H178ZM184 127H185V125H184ZM190 127H188V129H189ZM210 127H211V128H210ZM223 127H224V125H223ZM129 128H130V127H129ZM132 128H133V127H132ZM166 128H167V127H166ZM176 128H174V130H175ZM219 128L217 129L218 131L216 130V131H217L216 133H217V134L219 133V135H220V132H219V131H220L221 129H219ZM249 128H250V127H249ZM254 128H255V129H254ZM263 128H264V126H262V129H261V127H258L257 130H255V131H258V132H255L256 134H254V133L252 132V133H253L252 135H248V134H247V133H250V134H251V132H250V129H251V128L248 129L249 132H247L248 130L245 131V135H243V133H241L242 131H239L237 128H236V131L238 130L237 132H240V133H241L240 135H241V136L243 135V137H244V136L246 137V134H247L248 136H254V135H255L254 138L256 139V135H258V133H260V132H262V134H263V135H262V134L260 133V134L262 135V136H260V137H263V136H264V130H263ZM188 129H186V131H189V130H190V129H189V130H188ZM191 129H192V128H191ZM203 129H202V130H203ZM209 129H210V130H209ZM258 129L260 130V132H259ZM131 130H132V129H131ZM141 130H142V129H141ZM148 130H149V129H148ZM152 130H153V129H152ZM166 130H168V128H167ZM206 130H205V131H206ZM261 130H263V131H261ZM128 131H129V130H128ZM163 131L165 132V130H163ZM163 131H160V133H162ZM183 131L185 132V130H184L183 127H182L181 132H183ZM223 131H224V132H223ZM223 131H221L222 138H223V139L225 138V137H223V135H224V136L227 137V139H228V138H229V139L226 140V138H225L226 141H224V140H222V138H221V136H220V137H219L218 139H216V140H219V139L221 138V143L224 142L225 144H224V143H223V144L226 145V147H228L227 145H229V147H228V148L225 147V149H229V151H231V150L234 149V152H235V150L238 151V152H240L238 149L233 148L235 145L233 146L232 143H234V144H236V145H237V143H236V141H233V142H232L233 138H232V140H231L230 137H229V135L231 136V133H233L235 130H234V131L231 130V131H232L231 133H229V132H230L229 130H228L229 132L226 131L227 133H229V135L225 132V130H223ZM164 132H163V133H164ZM167 132H168V131H167ZM175 132L177 133L178 131L176 130ZM179 132H178V133H179ZM181 132H180V133H181ZM212 132H211V133H212ZM243 132H244V131H243ZM246 132H247V133H246ZM202 133H203V132H202ZM148 134H149V133H148ZM154 134H155V133H154ZM186 134H187V133H186ZM195 134H196V133H195ZM198 134H199V135H198ZM198 134H197V136H200L201 132H198ZM205 134H206V133H205ZM205 134H204V136L206 137ZM209 134H210V133H208V135H207L208 137H209ZM235 134H236V133H235ZM235 134H234V135H235ZM237 134H238V133H237ZM237 134H236V135H237ZM260 134H259V135H260ZM164 135H166V134H164ZM168 135H169V134H168ZM171 135H172V134H171ZM171 135H170V136H171ZM179 135H180V134H179ZM179 135L177 134V136H179ZM192 135H194V134L192 133ZM210 135H211V134H210ZM215 135H216V134H215ZM236 135H235V136H236ZM240 135H239V136H240ZM170 136H167V137L170 138ZM212 136H214L213 133H212V135L210 136V138H208L209 141H210V139L213 140V139H212ZM248 136H247L246 139L251 138V137H248ZM180 137H181V136H180ZM187 137H188V136H187ZM187 137L185 138V136H184V139H185V140L187 141V143H188V142H190L193 138H195L196 135H195V137L192 136L193 138L190 137L191 140H187ZM201 137H202V135H201ZM201 137H200V138L197 137V140H198V139H201ZM205 137H204V138H205ZM214 137H215V136H214ZM231 137H233V135H232ZM245 137H244V138H245ZM258 137H259V136H258ZM162 138H163V137H162ZM215 138H216V137H215ZM237 138H239V137H237ZM240 138H241V137H240ZM254 138H253V139H254ZM171 139H172V136H171ZM173 139H174V138H173ZM173 139H172V140H173ZM234 139H235V138H234ZM253 139L251 138L250 140H253ZM259 139L261 140V138H259ZM263 139H264V138H263ZM194 140H196V139H193V140H192V143L190 142L189 145L194 144V143H195ZM230 140H231V141H230ZM236 140H238L237 142L239 143V139H236ZM256 140H257V139H256ZM173 141L175 142V141H177V140L174 139ZM193 141H194V143H193ZM203 141H204V142H205V141L207 142L208 140H203ZM209 141H208V144L210 143ZM246 141H247V140H245L244 142H246ZM248 141H249V140H248ZM257 141H259V140H257ZM263 141H264V140H263ZM180 142H181V141H180ZM199 142H200V141H199ZM204 142H200V143L205 144ZM227 142H228V144H227ZM229 142H231L230 144H232V146L229 144ZM241 142H242V141H241ZM261 142H262V140H261ZM217 143H218V142H217ZM242 143H243V142H242ZM248 143H250L251 145H247L248 149H246V150H247V151L250 150V153H248L249 151H248L246 154H244V153H242V152L239 153V154H244V156L242 157V155H241V161H240V159H237V160H235L234 164L237 163L238 161H240V164L243 163V162H246V161H244V160H246L247 158H244V157H245L247 154L249 155V154H252V153H253V155L255 156V154H256V151H255V150H257L259 146L261 147V145H262L263 142L260 143V141H259V143H260L259 146H257V145L255 144V143H257L256 141L253 142V145L255 144L256 147L252 145V142L249 141ZM248 143L246 142V144H248ZM170 144H171V143H170ZM172 144H173V143H172ZM195 144H197V142H196ZM206 144H207V143H206ZM212 144H213V143H211V146H210V144L207 145V146H210L209 148H211V147L213 146ZM240 144H241V143H240ZM178 145H180V144L178 143ZM197 145H198V144H197ZM221 145H222V144H221ZM221 145H219V147H220ZM224 145H222V147H223ZM263 145H264V144H263ZM166 146H167V145H166ZM171 146L173 147L174 145H171ZM181 146H183V145H181ZM187 146H188V145H187ZM187 146L184 147V150H186V151L188 150V151H189L188 154H189L190 157L192 158L191 161H193V162H191V163H193L194 165H195V163H196V165H197V167H198L197 162L199 161V163H200L199 166L201 165V166L199 167V169L202 168V170H203L204 168H208V167H202L203 162H206V161H207V160L205 161L206 158H204V156H201V157L203 158V162H202V159H201V158H200V160H197V161H196V159L194 160V157H197V155L199 154V152H196V151H195V152H196V153H195V152H193V150H192V152L196 154V155H195V154H193L192 152H190V149H189V148L186 149ZM193 146H195V145H193ZM204 146H205V148H203V149H206L207 146H206V145H204ZM241 146H242V145H241ZM250 146H251V147H254V148L251 149ZM198 147H200V145H198ZM202 147H203V146H202ZM202 147H200V149H201ZM216 147H217V146H216ZM231 147H232V149H231ZM236 147H237V146H236ZM239 147H240V146H239ZM244 147H245V145H244ZM244 147H243V149L245 150ZM260 147H259V148H260ZM249 148H250V149H249ZM256 148H257V149H256ZM262 148H263V147L260 148V151H261ZM178 149H179V147H178ZM200 149H199V150H200ZM203 149H202V150H203ZM207 149H208V148H207ZM218 149H219V148H218ZM239 149H240V148H239ZM243 149H242V151H243V152H246V151H244ZM253 149H254V150H253ZM181 150H182V149H181ZM202 150H201V151H202ZM222 150H224V149H222ZM263 150H264V148H263ZM224 151H225V150H224ZM229 151H228V152H229ZM251 151H252V153H251ZM253 151H255V153H254ZM258 151H259V150H258ZM258 151H257V152H258ZM182 152H183V150H182ZM216 152H217V151H216ZM222 152H223V151H222ZM263 152H264V151H263ZM197 153H198V154H197ZM203 153H204V152H203ZM225 153H226V151H225ZM236 153H237V152H235V153L233 154V151H232V152H231V156L234 155L233 158H232L230 155H229V156H230L232 159H234V158L236 159V157H237V158H240V157H239L240 155H239L238 153H237V154H238L239 156L237 155V156L235 157ZM184 154H186V153L183 152V155H184ZM188 154H187L186 156L184 155L183 157H186V159H187V156H189ZM200 154H201V153H200ZM200 154L198 155V158H197V159H199ZM217 154H218V153H217ZM217 154H216V155H217ZM223 154H224V153H223ZM229 154H230V152H229ZM192 155H194V156H192ZM221 155H222V154H221ZM257 155H258L259 160H258V158H257ZM257 155L255 156L256 160H258L257 162H256V160L253 158L254 156H253L252 158L254 159L255 163H258V166H259V167H258V166H251V165H253V163H254V161H253V159H252L251 157H250V158H251L252 161L250 160V161L248 162V160L250 159V158H249V159L247 160V163H248V164H246V165L251 166V167H254V168H256V170H259L261 167H263L262 165L264 164V162H263L264 159H262V157H264V153H262L263 156H261V153H260V152H258ZM205 156H207V155H205ZM210 156H211V155H210ZM260 156H261V158H260ZM190 157H189V158H190ZM246 157H248V156H246ZM146 158H147V157H146ZM189 158H188V159H189ZM243 158H244V160H243ZM260 159H262L263 161H260ZM212 160H215V159H212ZM228 160H229V159H228ZM151 161H152V160H151ZM151 161H149V162H151ZM194 161H196V162H194ZM209 161H211V159H210ZM236 161H237V162H236ZM242 161H243V162H242ZM207 162H208V161H207ZM211 162H212V161H211ZM211 162H210V163H211ZM215 162H216V166H217L218 164H221V165H219V166L224 167V166L222 165V163H220L221 161L215 160ZM217 162H219V163H217ZM229 162H230V161H229ZM229 162H228V163H229ZM259 162H260V163H259ZM261 162H262V163H261ZM152 163H154V162H152ZM201 163H202V164H201ZM210 163H207L206 165H210ZM238 163H239V162H238ZM255 163H254V165H256ZM148 164H151V163H148ZM154 164H155V163H154ZM204 164H205V163H204ZM212 164H214V163H212ZM212 164H211V165H212ZM225 164H226V163H225ZM229 164H231L232 167H234V166L236 165V164L233 165V161H232L231 163H229ZM229 164H228V165H229ZM243 164H244V163H243ZM249 164H251V165H249ZM259 164H261V166H260ZM206 165H203V166H206ZM226 165H227V164H226ZM237 165H238V164H237ZM244 165H245V164H244ZM244 165H243V167H241L242 165H241V166L238 165V166L240 167V169L242 168V170H243V168H244L243 171H247V170L249 171V170H250L249 168H251V167H248V166H246V165L244 166ZM115 166H117V165L115 164ZM152 166H156V165H152ZM216 166H215V168L217 169L219 166H217V167H216ZM135 167H137V166H134V169H135ZM157 167H158V165H157ZM192 167L197 168L196 166H192ZM211 167H212V168H211ZM222 167H219V168H218V171L223 170ZM245 167H246V170H245ZM113 168H114V167H113ZM115 168H116V167H115ZM137 168H138V167H137ZM154 168H155V167H154ZM158 168H159V167H158ZM158 168H157V169H158ZM213 168H214V166H210V171H211V169H212V171H213ZM215 168H214V169H215ZM220 168H221V169H220ZM228 168H229V167H228ZM237 168H238V167H237ZM254 168H251V169H254ZM257 168H258V169H257ZM197 169H198V168H197ZM208 169H209V168H208ZM208 169H204V170H208ZM229 169H230V168H229ZM233 169H234V168H233ZM235 169H236V168H235ZM235 169H234V170H235ZM240 169H239V170H240ZM261 169L264 170V168H261ZM261 169H260V170H261ZM108 170H109V169H108ZM116 170H117V169H116ZM152 170H153V169H152ZM154 170H156V169H154ZM154 170H153V172H155ZM234 170H233V171H234ZM236 170H238V169H236ZM236 170H235V171H236ZM104 171H105V169H104ZM157 171H159V170H157ZM166 171H167V169H166ZM224 171H225V170H224ZM250 171H252V170H250ZM254 171H255V169H254ZM153 172H152V173H153ZM206 172L208 173V171H206ZM225 172H227V171H225ZM225 172H224V173H225ZM231 172H232V171H231ZM136 173H137V172H136ZM169 173H170V172H169ZM209 173H210V172H209ZM214 173H215V172H212L213 175H214ZM235 173H236V172H235ZM257 173L259 174V172H257ZM262 173H264V172L262 171ZM148 174H149V173H148ZM153 174H155V173H153ZM159 174H160V173H159ZM170 174L173 175V173H170ZM167 175H168V174H167ZM167 175H166V176H167ZM231 175H232V174H231ZM252 175H253V173H252ZM262 175H263V174H262ZM144 176H145V175H144ZM156 176H157V175H156ZM220 176H221V175H220ZM235 176H236V175H235ZM256 176H258V175L256 174L255 177H256ZM263 176H264V175H263ZM137 177H138V175H137ZM142 177H143V176H142ZM154 177H155V176H154ZM168 177H169V176H168ZM173 177H176V176H173ZM214 177H215V175H214ZM214 177H213V178H214ZM221 177H222V176H221ZM228 177H229V174H228ZM222 178H224V177H222ZM229 178H230V177H229ZM240 178H241V177H240ZM242 178H243V177H242ZM256 178H257V177H256ZM149 179H150V178H149ZM216 179H218V181H220V180L222 181V179H220L219 175L216 176ZM219 179H220V180H219ZM233 179H235V178H232V180H233ZM147 180H148V179H147ZM155 180H156V179H155ZM214 180H215V179H214ZM223 180H224V179H223ZM132 181H134V180H132ZM148 181H149V180H148ZM153 181H154V179H153ZM226 181H227V180H226ZM229 181H230V179H229ZM240 181H242V180H240ZM260 181H261V179H260ZM237 182L240 183L239 181H237ZM237 182H236V183H237ZM248 182H249V181H248ZM257 182H259V180H257ZM138 183H139V182H138ZM214 183H215V182H214ZM214 183H213V184H214ZM245 183H246V182H245ZM259 183H260V182H259ZM259 183H258V184H259ZM132 184H133V182H132ZM143 184H144V183H143ZM143 184H142V185H143ZM213 184H212V185H213ZM219 184H220V183H219ZM240 184H241V183H240ZM135 185H136L135 191H137V187L139 188V186H137V184H135ZM214 185H215V184H214ZM225 185H226V184H225ZM248 185H249V184H248ZM215 186H216V185H215ZM217 186H218V185H217ZM223 186H224V185H223ZM232 186H233V183H232ZM237 186H239V185H237ZM134 187H135V186H134ZM148 187H149V186H148ZM168 187H169V186H168ZM174 187H176V186H174ZM213 187H214V186H213ZM225 187H228V186H225ZM235 187H236V186H235ZM243 187H244V186H243ZM126 188H127V187H126ZM143 188H144V187H143ZM166 188H167V187H166ZM214 188H217V187H214ZM219 188H220V187H219ZM223 188H224V187H223ZM168 189H169V188H168ZM170 189H171V188H170ZM217 189H218V188H217ZM225 189H226V188H224V190H225ZM252 189H253V188H252ZM252 189H251V190H252ZM123 190H124V188H123ZM130 190H131V189H129V193H130ZM133 190H134V189H133ZM232 190H233V189H232ZM235 190H236V189H235ZM251 190H250V193H252V192L254 191V189H253L252 192H251ZM145 191H147V190H145ZM222 191H223V190H222ZM227 191H228V190H227ZM229 191H230V190H229ZM139 192L141 193V191H139ZM153 192H156V189H155ZM218 192H219V190H218ZM223 192H224V191H223ZM230 192H231V191H230ZM237 192H238V191H237ZM247 192H249V191H247ZM247 192H245L246 195H247ZM258 192H259V191H258ZM120 193H123V192H120ZM129 193H127V194L129 195ZM221 193H222V192H221ZM231 193H232V192H231ZM231 193H228V194H231ZM234 193H235V192H234ZM234 193H232V195H233ZM132 194H133V193H132ZM155 194H156V193H155ZM174 194H175V193H174ZM222 194H223V193H222ZM124 195H125V194H124ZM124 195H123V199H122V201H124V198H125ZM138 195H139V194H138ZM150 195H152V194H150ZM223 195H224V194H223ZM235 195H236V194H235ZM235 195H234V198L236 197ZM239 195H240V194H239ZM239 195H238V196H239ZM242 195H243V194H242ZM246 195H245L244 197H246ZM256 195H257V194H256ZM261 195H262V194H261ZM125 196H126V195H125ZM131 196H133V195H131ZM131 196H130V197H131ZM139 196H140V195H139ZM173 196H174V195H173ZM195 196H196V195H195ZM226 196H228V195H226ZM258 196H259V195H258ZM263 196H264V195H263ZM128 197H129V196H128ZM128 197H127V198H128ZM136 197H138V196H135V198H136ZM148 197H149V196H148ZM148 197L146 196V198H148ZM193 197H194V196H193ZM132 198H133V197H131V199H132ZM224 198H225V197H224ZM229 198H233V197H229ZM239 198H240V197H238V199H239ZM263 198H264V197H263ZM127 200H130V198H129V199H126V198H125V201H127ZM135 200H137V198H136ZM135 200H133V201H135ZM142 200H143V199H142ZM192 200H193V199H192ZM194 200H195V199H194ZM194 200H193V201H194ZM197 200H198V199H197ZM235 200H237V199L235 198ZM133 201H132V202H133ZM147 201H148V199H147ZM239 201H240V200H239ZM241 201H242V200H241ZM128 202H129V201H128ZM132 202H131L130 204H133V203H134V202H133V203H132ZM138 202L141 203V200H140V201H136L135 203H138ZM152 202H153V201H151V203H152ZM195 202H196V201H195ZM242 202H243V205H244V202H246V201H242ZM242 202H241V203H242ZM260 202H261V201H260ZM263 202H264V201H263ZM144 203H145V202H143L142 204H144ZM148 203H150V202L148 201ZM121 204H122V203H121ZM255 204H256V203H255ZM262 204H263V203H262ZM124 205H126V204H124ZM133 205H135V204H133ZM138 205H139V204H138ZM144 205H145V204H144ZM152 205H153V204H152ZM260 205H261V204H260ZM130 206H131V205H130ZM136 206H137V204L135 205V207H134V206H132V207L137 208V210H139L138 208H140L141 205H140L139 207H138V206L136 207ZM145 206L147 207V205H145ZM241 206H242V205H241ZM254 206H256V205H254ZM125 207H126V206H125ZM245 207H246V206H245ZM258 207H259V206H258ZM258 207H257V208H258ZM151 208H152V207H151ZM204 208H205V206H204ZM246 208H248V207H246ZM246 208H245V210H246ZM262 208H263V206H262ZM122 209H123V208H122ZM127 209H128V208L126 207V210H127ZM129 209H130V207H129ZM129 209H128V210H129ZM152 209H153V208H152ZM205 209H206V208H205ZM260 209H261V208H260ZM126 210H125V211H126ZM128 210H127V211H128ZM133 210H134V209H132V211H133ZM245 210H244V213L247 212V211H245ZM247 210H249V209H247ZM261 210H262V209H261ZM261 210H259V211H261ZM141 211H142V210H141ZM177 211H178V210H177ZM201 211H202V210H201ZM241 211H242V209H241ZM134 212H135V211H134ZM138 212H139V211H138ZM191 212H192V214H194L193 211H191ZM242 212H243V211H242ZM129 213H130V212H129ZM143 213H144V211H143ZM209 213H210V214H209V216H210L212 213H211V212H209ZM127 214H128V213H127ZM134 214H135V213H134ZM138 214H140V213H138ZM246 214H249V213H246ZM206 215H207V214H206ZM212 215H213V214H212ZM128 216H129V215H128ZM133 216H134V215H133ZM249 216H250V215H249ZM253 216H254V215H253ZM134 217H135V216H134ZM134 217H133V218H134ZM188 217H189V216H188ZM211 217H212V216H211ZM213 217H215V216H213ZM254 217H255V216H254ZM139 219H140V218H139ZM251 219H252V218H251ZM137 220H138V219H137ZM218 220H219V219H218ZM209 221H210V220H209ZM220 221H221V220H220ZM122 222H124V221H122ZM137 222H138V221H137ZM150 222H151V221H150ZM217 222H219V221H217ZM209 223H210V222H209ZM220 223H221V222H220ZM117 224H119V223H117ZM136 224H138V223H136ZM215 224H216V223H215ZM140 225H142V224H140ZM144 226H146V225H144ZM144 226H143V227H144ZM119 227H120V226H119ZM126 227H127V226H126ZM134 227H135V225H134ZM136 227L139 228L138 225H136ZM140 227H141V226H140ZM143 227H141V229H142ZM147 227H148V226H147ZM211 227H212V226H211ZM213 228H214V227H213ZM126 229H128V227L125 228V230H126ZM153 229H154V228H153ZM144 230H146V227H145ZM263 230H264V229H263ZM128 231H129V230H128ZM140 232H143V231L141 230ZM211 232H212V231H211ZM224 232H226V231H224ZM146 233H148V232L146 231ZM212 233H213V232H212ZM143 234H144V233H143ZM148 234H149V233H148ZM228 234H229V233H228ZM233 234H234V233H233ZM149 235H150V234H149ZM149 235H148V237H149ZM212 235H213V234H212ZM223 235H224V237H227V236H228L226 233H224ZM225 235H227V236H225ZM217 236H218V235H217ZM231 236H232V235H231ZM212 237H213V236H212ZM233 237H234V236H233ZM210 238H211V237H210ZM227 238H228V237H227ZM144 239H146V238H144ZM217 239H218V237H217ZM229 239H230V238H229ZM215 240H216V238H215ZM212 242H213V241H212ZM226 243H227V242H226ZM226 243H224V244H226ZM233 243H235V242L233 241ZM148 244H149V243H148ZM209 244H210V243H209ZM144 245H145V244H143V246H144ZM145 246H146V245H145ZM145 246H144V248L146 249ZM192 246H193V245H192ZM193 247H195V245H194ZM224 247H225V246H224ZM228 248H229V247H228ZM193 249H194V248H193ZM197 249H198V248H197ZM235 249H236V248H235ZM146 251H147V250H146ZM194 251H195V250H194ZM199 251H200V250H199ZM199 251H198V252H199ZM211 251H212V250H211ZM230 251H231V250H230ZM148 252H149V251H148ZM148 252H147V253H148ZM200 252H201V251H200ZM149 253H150V252H149ZM209 253H210V252H209ZM213 253H214V252H213ZM150 254H151V253H150ZM214 254H215V253H214ZM147 255H148V254H147ZM144 256H146V253H145ZM198 256H199V255H198ZM146 257H147V256H146ZM150 257H151V256H150ZM140 258H141V257H140ZM193 258H194V257H193ZM200 259L203 260L202 258H200ZM214 259H215V258H214ZM214 259H213V260H214ZM252 259H254V258H252ZM149 260H150V259H149ZM149 262H150V261H149ZM203 262H204V261H203ZM199 263H201V262H199ZM210 263H211V262H210ZM193 264H194V263H193ZM203 264H205V262H204ZM211 264H212V263H211Z\"/></svg>",
  "mask_w": 264,
  "mask_h": 264
},
{
  "label": "crops",
  "instance_id": "crops-1",
  "mask_svg": "<svg viewBox=\"0 0 264 264\" xmlns=\"http://www.w3.org/2000/svg\"><path fill=\"white\" fill-rule=\"evenodd\" d=\"M91 235L94 237L95 241H99V240H103V239H107L109 237H112L114 234L100 235L99 237H97L95 234H91ZM117 248H118V245H116V250H117ZM95 249L98 250L99 248L97 246H93V245L90 248L89 247L82 248L81 250L86 251L89 254V256H88V258L86 260L80 258V262H81L80 264H83V263L84 264H89V260L92 257V255L94 254V250ZM100 252L101 253L97 254V255L99 256V258H104L103 254L105 253V251L104 250H100ZM79 254L80 253H76V255H75V257H78V259H79ZM65 257H67V255L63 256V258H65ZM76 264H78V263H76ZM96 264H98V263H96Z\"/></svg>",
  "mask_w": 264,
  "mask_h": 264
}]
</instances>
